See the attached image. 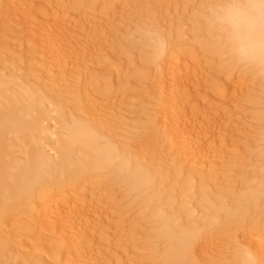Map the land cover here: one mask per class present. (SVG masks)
<instances>
[{
  "label": "rangeland",
  "instance_id": "1",
  "mask_svg": "<svg viewBox=\"0 0 264 264\" xmlns=\"http://www.w3.org/2000/svg\"><path fill=\"white\" fill-rule=\"evenodd\" d=\"M5 1L7 2V0H5ZM5 1L3 2V0H1V2H0V6L1 5L3 6V7L1 6L3 9L0 7V48H2L1 45L4 42H10V43H7V45L9 44L11 46V44L13 43L12 46H11V48L14 46L13 48H15V50L8 48V50H12L14 52V53H12L13 55H11V53H6L8 55L9 54L11 55L8 58H7L8 55L6 56L4 50L3 51H0V53L1 52H2V54L4 53L3 55L0 54V75H1L0 76V82L3 81L4 86L7 87V88L6 87H1V86H3V83H0V85H1L0 86L1 93L4 92L6 94V93H8V91H10L9 93H11L12 92L11 89L13 90V92H15V90L17 89L16 91H18V94H20V93H23L24 92V91H22V92L19 91L20 85L22 83L23 84L24 83L25 84H29V85H33L34 84L31 87H34L35 88V86H37V88H39V90L41 89L40 91L42 93H44V95L47 94V97L51 94L50 97H52V99L54 100L55 99V96H56V99L54 101L52 100V102L54 104H57L58 103L57 105L60 106L58 109H60V108L61 109H60V111L58 109H56V111L57 110L58 111L55 112V115L54 116H58L57 115L58 112H60L59 115L65 114L66 115V118L68 116L67 119L69 121L70 120L71 121H77L82 126L83 130L86 131V134L89 135V136H93V137H97L98 136V133H100L99 132L100 131V126L102 124L100 123V120L99 119H101V117H103V115H105L103 113L104 112L105 113H109L112 110V108L115 109L116 110L115 113H118V114L116 115L117 119L115 117L113 118L112 117L113 115H111V117L116 121V123H114L115 121L110 117L111 118L110 119L111 120L110 125L113 127L112 130H111V132H113V134L115 133L114 136H117L118 133L123 132V133H120L119 135L121 136V134H122V136L124 135V138H130L127 141L124 140V142H125L124 144L126 146L125 145H122L123 142L120 145H122L123 147L125 146L124 148H127L128 149V150L126 149V151H128V154L130 153L128 156L131 159H133V160H136L137 158H135L134 156H132V153L133 152H129V149L131 151H133V149H131V145H130V144H132V142H133L132 140L134 138V133L131 132V131L134 130L132 124H135L136 123L135 124V127H136L137 124H138L137 122L141 120V117H143V116H144L143 118L146 117L145 118V125H147V127L146 126L144 127V130L142 131L144 133V135H143V137L141 135V137L143 138V141L144 142L147 141V142H145L144 145H146L148 148H150L151 151H150V149L147 150V147L144 146L145 148L141 151V154H143L144 156H146V154L148 153L147 154V157H150L151 159L144 158V159H146L145 162H144L146 164V166L144 165L143 162L140 163V164L138 163L137 165H141L142 164V166H145V167H142V168L145 169L144 171H146L145 174H148L147 173L148 171L150 173H152L153 168H154L153 174L155 175L157 173V175H155L153 177L154 178V181H153V184L154 185L152 184L153 187L152 186H149L150 188L149 187L148 188L144 187V188H141V189H138V190H134V191H132V190L130 191V190L126 189V191H125L124 189L127 186H123L124 184L121 183L122 181H119L121 179V177H118V174L116 172L114 173V171H116V168L114 167L115 170L114 169L107 170L105 172V175L108 172L107 175H109V176L111 175L110 180H111L112 176L114 177V180L112 178V181L113 182L109 183L111 185V187H114V189L111 188L112 190H110V197H109L110 199L109 200H111V201L109 203L110 205L108 204L110 207H108V205L107 206L104 205L105 208L104 207L103 208L104 209H106V208H108V209L115 208V210H113V212H114L113 213V216H110V217H107L106 215L101 214V216H99V218H98V219H100L99 221L96 219V215H92V216L89 217L86 214H84V210H87L88 211V209H90L89 206L91 207L94 204H93V202L91 203L90 199H87V198L84 199V197L81 198L82 197L81 194H82L83 191H86L85 192L86 195L89 194L90 191H88V190L92 189L94 186L91 187V188L89 186L88 190H85L84 189L85 186L87 184L88 185L89 184H92L93 182L90 180V181H88L89 183H87L86 185H84L83 180H82V177H80L83 174L81 175L80 173L79 174L78 173H75L74 175L72 174L73 176L72 175L69 176L70 177L69 178L70 179L69 181L67 180L68 178H66L67 176H65L66 179H65L64 182L66 184V181H68V183H67L68 185H66V188L65 189H64L65 186L62 189V185H61L60 188L62 190H59L58 191L59 192L58 197H55L56 199H54V203L55 204L58 203L57 205H58V208H59L58 209V212L56 211L57 212V216L51 217L50 214H49L50 216L49 215L48 216H44L43 217V222L41 221V224L38 225L37 227H35V228L34 227L33 228L32 227H27V228L24 227L26 229H24L22 227L23 226V221L26 220V217L23 214L26 213V209L29 208L28 205H30V207H31V208H29L28 211L31 214H33V209H34V207L36 206L37 203L35 201H34L35 203L34 202H30L31 204L29 203L26 206V204L23 202L22 204H20V206L18 205V207H19L18 209H20V211L19 210L18 211H19V214L21 215V216L19 215V218H20V220L22 219V221H21L22 224L20 223V221L19 222H16V225L15 226H16L17 229L15 228V230H13L14 229V226L11 227L12 230L11 229L10 230L11 231H14L13 232L14 233L13 237L15 238L12 241H14V243L16 242L15 244L13 243L15 246H17L16 244L18 243L19 245L20 244H23V245H21L22 248H25L23 246H26L27 247V245H29L30 247H34V248H37V249H40L41 251H43L44 255H46V256H44L42 253L35 254V255H37L36 256L37 258L36 257L35 258L36 259H39L38 262L36 261V263H38V264H63V263L64 264H69V263L71 264L72 263L73 264L74 262H68V260L71 261L72 251H70V250H73V249L71 247H69L70 246V242L67 240V237L69 238L70 236L73 235V237L75 238L74 241L76 242L75 245L77 246L76 247L74 245V250L77 249V248L79 249L78 251L75 250V253H79V251L81 253L82 252V249L83 250L84 249L87 250V247H88V249L90 250V251H88V254H90V253L93 254V255H96L97 254L98 260L100 262L98 264H150L149 262H151V261H153V264H154V262H155L154 261V258L151 261H148V262H147V260H150V258L152 256L154 257V256L158 255V252L160 253L161 250L166 247V246H164V247H162V246H163V244L166 245V243H168V240H166L167 238H169V236L166 237V233H168L167 232L168 231V226L170 224H172L173 225V228H175L176 227V222L179 221V218H178V219H176L177 220L176 222L172 223V221H167V217H164V215L168 216V214L170 213L169 211H167L168 209L171 210L170 206L172 208H174L172 205H170L169 207L167 206L166 208H168V209H165V208L161 209L160 208L161 207V205H160L161 203H159V201H158V200H160L159 198H161L163 196L164 198L167 199V196L171 193V192H169V190L167 189V187L171 188L170 191H173L174 190L173 185L176 186L177 183H178V185L176 187L179 190H175V193L177 194L178 192H181L182 193V191H185V192H183V194L178 193L179 196L176 195L178 197L177 198L178 200H179V198L182 199V196L185 197V200H183L184 198L182 199V201H181V199L179 200L181 202L176 201V203H178V204L180 203L179 205H181V203H182L181 206L183 208L182 207L180 208V206L178 207L177 204L175 206L176 213H177V215L179 214L178 217H181L180 218V221H182V222L180 224H183L182 226L184 228L190 227L191 226L190 224L193 221H194L193 222V225H194V223H197L198 220H199L198 217L200 215H198V214L202 210L198 212V209L199 210L201 209V206H199L201 203H199L200 200L197 197L199 196L200 191H204L205 190L206 193L208 192V194L210 195L208 198L211 197L212 199L214 198V194L215 195L218 194L217 196H219V194H220V196H221L222 193L228 194L229 192L226 193V191H229V190H231V192L233 190H238V191L240 190L241 191V194L242 193H246L247 192L246 190H248V196H249V193H250V191H249L250 190V186H249L250 184H249V182L251 183L253 180L255 181V178H257V173H258L257 168L260 167V165H262V163H264L263 161L262 162L257 161L258 159L259 160H261V159L257 156V154L255 152L251 151L253 149L254 145H255V144H253V142L255 143V141H253V140L254 139H257L258 138L257 136L259 134L262 135L264 133L259 128V127H262V129L264 128V125H263L264 124V120H262V119H264V116H263L264 113L262 114V111L264 112V110H263L264 109V95H263L264 94V82H263L264 81V75L263 76L262 75L259 76V74H257L258 72L255 73L256 71L253 70L254 71V74L255 75L257 74L256 76H253L254 75L253 74V71L249 67L244 68L241 65H238L236 67L237 64H235V66L233 67L234 63L231 60H229L228 56H226V53H221L222 55L219 54L221 51L219 49L212 48V46H213L212 43L211 44H208V42H206V41L203 44L202 43L200 44V42L197 43L196 41H195L196 43H194L193 33L191 32L193 29H192V27H191L190 24H189L190 26L187 25L186 18L184 17V12L183 11L184 10H185V12L187 11L188 14H190V11L192 13L194 11H198V9H197V8H199L198 7V3H199L198 0H191L192 2L190 0H160V1L155 0V1H152L151 3L157 2L159 6L157 5V3L155 5L156 7L153 5V7L150 9L152 12L149 10L150 12L148 11L147 14L144 15V17H145L146 15L148 16L149 14H151L150 18H149V16L148 17L147 16L145 17L146 20H145L144 17H142L140 19H137L138 16L136 18V14L135 13H134L135 15L132 14L134 11H132V13H131L132 16H130V17H129L130 13H128V14L127 13H124L125 15H123V13L121 12L122 13L121 14L120 13L121 8L123 9L125 7V5L123 4V2L125 3V1H123V0H68V1H70V2H68V4H70L72 2L71 3V6L76 4L74 6L75 7V11H73L74 9H71L72 8L71 6L68 7V8L71 7L70 8L71 11H69V12L72 13V11H73V16H76L75 18H83V15L85 16L86 14H88V12L90 10H92L91 14L94 13V15H96V17L99 16L98 18H101L102 20L104 19L102 22H100V23H102L101 25L94 23L93 26H92L91 25L92 23H90V22H89L90 25H89V23H87V24L85 23V25L82 24L83 26L80 25V26H82V28L80 27V30L79 29H77V30L80 31L81 34H82V30L85 32L86 29L87 30L89 29V28H87L89 26H90V29L93 27L92 29H94V30L97 29V28H99L96 31H93V30H90V29H89L90 31L89 30L88 31L86 30L88 32V34L86 32H85L86 34L83 32L85 36H90L89 39H91L93 37V35H95V32H97L99 34V37L102 35V33L103 34L107 33V31H109V27H111V29L113 28L111 25L114 26V24H115V26L116 25L117 26L118 25L119 26H122V27H120L121 28V33L117 37L118 42L120 41L119 44H121V46H118V44H117V45H114V46H112V45H110L109 47L107 46L108 47L107 49H106V47L102 48L103 47V45H102L103 43H101L98 39H96V40H94V43H95V41L96 42L99 41L101 44L99 43V44H97V46H95V48H97L98 50L97 51L93 50V52H92L93 55L90 54V53H87L89 51L88 49H90V46H91V43L90 42H89L90 44L89 43L88 44L87 43H84V45L82 47H79L78 46V48L75 47L76 49L75 48L73 49L72 48L73 46L71 45V41H70L71 38H69V36H66V38H64L62 40L60 39L61 34L62 35H65L66 34V31L69 29V22H70V21L68 22V18L67 17H64L63 16V15L67 16V12H65L63 10V8H62L63 6L61 5V2L63 0H60V1L59 0H36L35 13L37 14V18L39 20H41L40 19L41 18L40 17L41 16V11H43L45 9L52 8L53 5L54 6L58 5V7L57 6L56 7L59 9V10L58 9H55L56 11H55L54 14H52L51 19H50L51 20L50 24L52 25L51 26V29H52V32H53V35H52L53 36V40H52V37H51L50 40L52 42L51 41H48V43L50 42L49 47L51 49V55L53 56V57L51 56V61H53L54 63L52 62V63L47 64V65H42L43 67L46 66V68L45 67L44 68H41L42 66H40V63H38V57H39V54L38 53L40 52V50H39V48H40V42H38V39L35 37V33H33V32L30 33L29 31L26 32L25 27H22L21 24H18L19 21H20L19 20V17L15 18L16 16H18V15H15L17 13H15V11H12L11 10L12 8L10 7V5H7V3ZM73 1H75V2H73ZM141 1L142 2L140 4L142 5V4L146 3L148 0L147 1L146 0H141ZM193 1H195V2H193ZM205 1L206 0H204V2ZM212 1L213 0H210V2H212ZM63 2H66L67 3V0H64ZM79 2H81L82 4L80 3V5H77ZM135 3L136 2L132 3V5L135 4ZM205 3H207V2H205ZM205 3H204L205 7L207 5H209L208 4L209 2L207 4H205ZM3 4L4 5H7L9 8L7 6H5V8L6 9L8 8L13 13H11L9 10H6L4 8V5ZM185 4H186L187 7L185 6ZM139 7H141V6L138 5V8H135L136 10L134 9L135 12L137 11V9L140 10ZM183 7L184 8H187V9H181ZM162 8H163L164 12H163ZM172 8H173V10H172ZM192 8H193V10H192ZM207 8H211V6L209 5V7H207ZM84 9H85L86 12L83 11ZM87 9H88V11H87ZM166 9H168V10L171 9V10H169V12H168V10L166 11ZM179 9H181L180 10L181 13H182L181 14L182 15L181 17H180V14H179V12H180ZM174 11L175 12L177 11V12L174 13ZM205 12H207V11H205ZM136 13H138V11ZM192 13L190 14V16L192 15ZM178 14H179V16H178ZM126 15H127V17H126ZM168 15H169V17H168ZM175 15H177L178 18H182V19H179L178 20L177 19V16H175ZM167 18H168L169 21H170V19H174V20L170 21V22H172L171 23L172 24L171 27L168 24L170 22L167 20ZM12 19H14V20L15 19L16 20L18 19L19 21L17 22L16 20L14 21ZM110 19L111 20L113 19V20L111 21ZM117 19H118V21H116ZM147 19L149 21L150 20L151 21L149 22V21H147ZM13 21H14V23H13ZM156 21H159V23L156 22ZM121 22H122V24H121ZM141 22H144L145 24H143ZM139 23H141V24H139ZM148 23H149V25H147ZM95 24H96V26H95ZM183 24H185V25H183ZM151 25H154L153 26L154 28ZM85 26H86V28H85ZM107 26H109V27H107ZM141 26H142V28H141ZM100 27H101L102 30L100 29ZM21 28L24 29L23 31L26 32V33L21 32L22 31ZM155 28H158V30L155 29ZM111 29H110V31H111ZM178 29L179 30L181 29V30L179 31ZM153 30H154V32H153ZM156 30H157V32H156ZM170 30H171V32H170ZM176 30L179 31V32L177 33ZM184 30H186V31H184ZM78 31L76 33H80ZM103 31H105V33ZM89 32H90V34L92 36L89 35ZM165 32H167V33H165ZM108 33H110V32H108ZM147 33L148 34L150 33V34L148 35ZM155 34L158 35V37L160 36V38H162V40H160V38H158V40H156L157 42L161 41V43H162L164 41L165 44H166V46L168 44H170V45H168L169 46V49H168V55H167V59H168L169 62L175 63V62H177V60L179 61V60L182 59L181 61H183V64L185 63L186 65L189 66V68H188V66L187 67H183V71H182L183 73L187 69H190V68L192 69L193 68V64L194 65H197L198 64L200 68L201 67L203 68V71H206L205 74L204 73H201L198 76L204 82L203 83L201 81L204 86L202 85L203 90L200 93L202 94V96H203L204 99H207L208 100L206 102H210L212 100V102L213 101L214 102L213 103H210V104H215V105H216V103L218 104L219 103V100H214V99L217 98L215 96H217L221 92L222 89L225 92H227V94H228V92H230V89L232 90V87L234 85L241 84L240 85L241 86V90L239 92V93H241V94H239V97L241 95V98H238V100H237V102H235L234 106H232L233 104L230 105V110H229L230 113H228V112L225 113L226 110L223 109L225 107L224 104L226 102H227L226 104H228V102H229V98L227 96L226 98H224V100L222 99L223 102L221 101L220 102L221 104L220 103L218 104L219 106L216 105L218 107V109L220 108L219 111L216 110L217 107H215V105L214 106L213 105H211V106L209 105L210 106V110L212 111V109L214 107V109H213L214 112H215V110L218 111L219 113L217 115L220 114L221 117H218V120H216L215 123H211V124L208 123L209 125H206L205 124V126L203 125L205 128L203 127L204 130L202 129V131H198L199 134L197 132L195 134H193V133L192 134H189V136H190L189 139L191 140V144L188 143V145L186 147V148H188L187 150H189V149L190 150H193L194 148H196L194 150H197V149L198 150L196 152L194 151V153L195 154L197 153V155H198V153H201L202 152L201 150H204V153H205L204 154V160H203V157L201 158V157H198V156H195L196 158L194 159V160H197L199 162L201 161L199 164L202 165L203 168L201 169V167H199V166L198 167L200 168L201 172H203V173H199L200 172L199 170L196 171V172H198L197 174H196V172H193L192 169H193V166L194 165L192 164V161H190V159L187 158L188 160L186 161V166H188V165L189 166L186 167V170H185L186 173L183 172V176H182L183 177V180H181L182 177H179L180 179L177 177V176H179V173H178V171L177 172L175 171L179 166L177 167V165H176L177 168H173L175 166V164L177 163L176 161H177L178 158L174 157V155H176V154L174 153L175 152L174 151V148H171V146H173V145H171V142H172L171 141V138H170V141H169V139H168L169 136L167 134H165V135L162 136L164 138L161 137V138L157 139V141H156L155 140L156 138H155L154 135H151L150 136V134H152V131H153V133H155L154 132L155 131V125L159 121V119H158L159 118L158 117L159 115H157L158 110H160V111L162 110V105L158 109L155 108V107H154L155 108L154 109L151 106L150 100L148 98L149 97L148 95L152 91L151 88H150V86H151V84L153 82V79H155V78H152V76H151L152 73H153V71L152 72H150V71L151 70H154V65L151 64V62H150L151 60H150V57H149V56H151L149 54L150 53L149 52L150 51L149 48L151 47V44L150 43H152L151 40L153 38H156L157 39V37L154 36ZM78 35H80V34H78ZM147 35H148V38H146ZM7 36L8 37L11 36L9 38V41H8V39H7V41L6 40L4 41V39H6ZM151 37H152V39H151ZM140 38H141V40H140ZM89 39H87V40H89ZM137 39L139 40V42H138ZM154 40L155 39H153V42H154ZM142 41L144 42V45H143V42ZM145 41L148 42L147 43L148 45L146 44ZM128 43H130V44H128ZM156 43L154 42V45ZM132 44H134V45H132ZM4 45L7 46L6 44H3L2 46L4 47ZM92 45H94V44L92 43ZM185 45H186V48H183V46H185ZM124 46H125V48H124ZM188 46L191 47L192 49L189 48ZM206 46H208V47L211 46V47L208 48ZM213 47H215V46H213ZM54 50H55V52H54ZM17 51H20V52L17 53ZM81 52H83V53H81ZM169 52H170V54H169ZM215 52H217V53L219 52V53L218 54L216 53L217 54L216 55V54H214ZM15 53H17V54L14 55ZM20 54L22 56L21 57L22 60L18 61L20 59ZM88 55H90V56H88ZM13 56H16L17 58H13ZM18 56H19V59H18ZM86 56H88L89 59ZM221 56H222V58H221ZM3 57H5V58H3ZM10 57L16 60L15 61V60L12 59L13 61H15V65L14 64H11V61L12 60L9 62V64L7 63V59H9ZM222 60H224L223 61V64H222ZM227 60H229L230 62L228 63ZM13 61H12V63H14ZM230 63H231V65H230ZM10 64H11V66H10ZM148 64H149V67H148ZM7 65L9 67H7ZM36 67L39 68L40 71H41V69L43 71V72L41 71L40 74L37 73L39 75V78H38L37 74L35 73V71L37 70ZM240 67H242L243 69L240 68ZM185 68H187V69L184 70ZM34 69H36V70L34 71ZM249 69L251 71H249ZM53 70L54 71L57 70V71L56 72H52ZM58 70H59V73L61 75L58 73ZM228 71H230V72H228ZM13 72H14V75H13ZM31 72H33V73H31ZM36 72H39V71H36ZM186 72L189 73L188 71H186ZM11 73H12L13 76L11 75ZM54 73H56V74H54ZM57 73L59 74L58 75L59 78H61L59 81H62V82H60L61 83V85H59L60 87L59 86L54 87L53 86V83H52V81H54L53 79H55V76H53V75H56L57 76ZM77 74H79V75H77ZM74 75L78 76V78L81 77V80H84L83 83L86 82V84H87V88H88L89 92H88L87 97L85 99V103H84V101H80V103H79L78 99H76L77 98V93H78L77 91H79V88L77 87V85H78L77 83L78 82H76L78 80L75 79L76 76H74ZM17 76H19V77H17ZM6 77H8V80L10 82L7 80ZM27 77H28V79H27ZM23 79H26V80H23ZM204 79H205V81H204ZM148 80H150V82H148ZM261 80H262V82H261ZM5 83H6V85H5ZM108 83L109 84L111 83L110 85H112V84L113 85L112 86H109ZM153 83H155V82H153ZM44 85H46V86H44ZM51 85H52L53 88L51 87ZM106 85H108L109 88ZM223 85H224V87H223ZM48 87H49V89H48ZM213 87H215V88H213ZM246 87H248V88H246ZM262 89H263V91H262ZM5 90H7V92ZM55 90H58V91H56V93H54L53 91H55ZM254 92H256V93H254ZM4 93H2V94H4ZM42 93H40V95H39V97H41V98H42V95H43ZM107 94H109V95H107ZM111 94H113V95H111ZM251 94H252V97H250ZM257 94H260V97ZM57 95L59 96L60 103H59V100H57L58 99L57 98ZM111 96L113 97V99H115L114 102H113V99L112 98H109ZM0 98H1V95H0ZM108 98H109V100H108ZM110 99H112V100H110ZM33 100L35 101V99H26L25 102H24V100H22V101L24 103H28L27 101L32 102ZM63 100H64V102H63ZM75 100H77L78 102L75 101ZM94 100H96L97 102L94 101ZM255 100H256V102H255ZM259 100H261V103H262L260 106H259V104H257L259 102ZM56 101H58V102H56ZM110 101L112 102V104H111ZM0 102H1V100H0ZM92 102L94 103V105H93ZM46 103L48 104V102H46ZM46 103L44 104V106L47 107ZM63 103H64V105H63ZM67 103H69L68 106H67ZM89 104H92V105L89 106ZM113 104L115 105V108H114V106H112ZM207 104H209V103H206L205 105H207ZM77 105H78V107H77ZM61 106H63V107H61ZM209 106L207 105L206 107H209ZM87 107H90L91 110L90 111L85 110V108H87ZM118 107H120L121 109L118 108ZM55 108H57V106H55ZM72 109H73V111H72ZM118 109L120 110V112H119ZM222 109L225 112H223ZM255 109L256 110H261V111L259 112V111H256ZM66 110H68V111H66ZM74 111H75V113H74ZM86 111L88 112V114H87ZM79 112H80V114H79ZM89 112H91V113L93 112V113L91 114ZM224 113H225V116H224ZM83 114L85 115V117H82V116H84ZM89 114H91L92 116H90ZM93 114H94V116H93ZM88 115L91 117V119H90L91 122L88 121L89 124L86 122L87 120H84V118L85 119H87V118L89 119L90 118ZM109 115H110V113H109ZM54 118L55 117H53V120H54ZM78 118L81 120L80 122H79ZM123 118H125V120ZM208 118H211V117L208 116L207 119ZM122 119L124 121H122ZM192 119H194V118H192ZM207 119H206V121H207ZM53 120H51L49 123L46 124V126H49L50 127L49 132L56 133V135H57V133L58 134L59 133L61 134L62 131H61L60 125L57 124V122H55ZM82 120L84 122H82ZM110 120H109V122H110ZM257 120H258L259 124H258V122H256ZM208 121H209V119H208ZM118 122H121V123L119 124ZM146 122L149 123V124H147ZM155 122H157V123H155ZM85 123H87V124H85ZM124 123H128V124L126 125ZM150 123H151V125H150ZM152 123H155V125L152 124ZM260 124H262V125H260ZM54 125H56V126H54ZM87 125H88V127H87ZM89 125H90V127H89ZM148 125H149V127H148ZM117 126H118V128H117ZM151 126L154 128V130L152 129V131H149L151 129ZM87 128H93V129L90 130V129H87ZM126 128H127V130H126ZM145 130H147L148 132H145ZM95 131H97L98 133L96 134ZM256 131H258V132H256ZM35 132L36 131H34V133H33L34 135L31 134V135H33V137H35L34 140H33V137L31 138L32 141H34V142H32L34 144H30L31 141H29V140L26 141V143H25V141L22 142L23 140H21V138H22L21 135H18L16 133H9L10 135L12 134L11 136H9V134H6V138H8V140L5 138L6 142L10 141V142L6 143V146L9 144L7 146V152H8V150H9V152L14 151V155H13V152H12V156H15L16 153L18 154V153L23 152L26 149V147H28L29 145H30V147H34L35 146V143L36 144L37 143L39 144V140H37V139H38V137H43L42 136L43 133L40 134L39 132H36V134H35ZM116 132H117V135H116ZM207 132H209V133H207ZM132 133H133V135H132ZM143 133H141V134H143ZM129 134H131V135H129ZM252 134L255 135V136H253ZM35 135H37V136H35ZM43 135L45 137V138L43 137V139L46 140V141L47 140H49V141L50 140L51 141L54 140V142H53L54 144H52L51 141H50V143H49V141H47V145L49 144L48 145L49 148H50V144H51V147H53V148H55V147L57 148L58 147L57 145L59 143H58V138L56 136L55 137H52V139H49V138H51L50 135H49V133L48 134L47 133H44ZM137 135L138 136L140 135L139 132L137 133ZM111 136L113 138L112 133H111ZM131 136H133V137H131ZM152 136H154V137H152ZM11 137H12V140H11ZM17 137H18V139H20V141L18 140L19 141L18 143L16 142V138ZM30 137H29V139H30ZM151 138H153V139H151ZM39 139L41 140V138H39ZM148 140L151 143L149 142V144H148ZM151 140L152 141L155 140L156 142L153 141L154 144H152L153 142ZM158 140L160 142H158ZM194 140H195V142H193ZM197 140H199V141H197ZM56 141H57V143H56ZM128 141H130L131 143H129ZM127 142L129 143L130 146L128 145ZM10 143H12V144L14 143V145H12ZM15 143H17V144H15ZM26 144H28V146H26ZM156 144H158V145H156ZM154 145H156V147ZM191 145H193V146H191ZM13 146L14 147H18L19 146V148H16V150L15 149L13 150L12 149ZM24 146H26L25 149H23ZM122 146H120V147L122 148ZM149 146H152L155 149L153 148V150H152V147H149ZM8 147H10V148L8 149ZM48 147L46 149L48 151H50L51 149H48ZM192 147H193V149H192ZM78 149H79V151H78ZM247 149L249 150L248 152H247ZM154 150H158V151H156V153H157L158 156L156 155V153H155ZM76 151L78 152L77 155H79V153L81 152L79 147L76 148ZM149 151H150V153H149ZM24 152L17 155V159L18 160H20V158H22L23 161L26 159V153H24ZM50 152H53V150H51ZM251 152H253L252 153L253 155L251 154ZM151 153H154L156 156H152L154 154L148 156ZM247 153H250V154H247ZM53 154H54V152H53ZM254 154H256L257 157ZM162 155H164V156L161 157ZM10 156H11V153H10L9 157ZM18 156H20V158ZM151 156L153 158L154 157H157V158H154L153 159ZM9 157L7 158V160L10 162V164L12 166H16L15 164H17L18 161L12 160L13 163H11L12 161L9 160ZM53 157H54V160H55L56 159L55 158L56 155H54ZM74 157H76V156H74ZM77 157H79V159H81L80 156H77ZM164 157L166 159L169 158V160L168 159L166 160ZM11 158H13V157H11ZM174 158L176 159V161H175ZM247 158H248V160H247ZM17 159H15V160H17ZM56 160H58V163H57V161L56 162L54 161L52 164H56L57 163V165L59 164L60 167H62L60 160L58 158ZM74 160H76V158H74ZM170 160L173 163L172 162H169ZM20 162H19V164H20ZM241 162H244V163H241ZM22 163L24 165V162H22ZM170 163H172L173 165L170 164ZM190 163H191V165H190ZM242 165H244L245 168H244V166L242 167ZM9 167L10 166H8V168L6 170V179L7 180H9L8 178L11 177V174L12 173H10V172L14 171L13 169H11ZM147 167H149V168L151 167L150 170ZM198 167H196L195 169H198ZM142 168H141V170H139L140 171L139 175L142 174V172H141V171H143ZM187 168H190V169L192 168V169L191 170L190 169L187 170ZM210 169H211V172H210ZM188 171L191 172V173L192 172L194 173V175H191L193 177L190 176L191 173H189ZM109 172H111V173H109ZM175 172L178 173V175L175 174ZM204 173H205V175H204ZM153 174H151V175H153ZM184 174H185V177H184ZM107 175L105 177H103V183L105 181L109 180L108 179L109 176H107ZM122 175L124 177L126 174L124 173ZM241 175L243 177H241ZM254 175H256V176H254ZM85 176H86V174L84 173L83 179H84ZM160 176H162L163 178L160 177ZM180 176H181V174H180ZM158 177H159V179H158ZM187 177L189 179H187ZM129 178H131V177H129ZM115 179H118L117 180L118 182ZM174 179H175V182H176L177 179H179L176 184L173 182ZM158 180H160V181L162 180L163 181V182L161 181L162 185H160L161 183ZM191 180H192L193 184H192ZM207 180H208V182H207ZM114 181H115V183H114ZM156 181L159 182V184H156L157 183ZM167 181L170 182L169 184H171V185L167 184L168 183ZM116 182H117V186H116ZM119 182H120V184H119ZM256 182H257V180H256ZM69 183L71 184V186L67 189V187L69 186ZM112 183H114V184H112ZM180 183H181V185L183 183V185L180 186ZM255 183H253V184H255ZM65 184H63V185H65ZM105 184H106V182L104 183V185ZM163 184H165V185H163ZM112 185H115V186H112ZM120 185H122V186H120ZM193 185H194V187H193ZM247 185L249 186V188H248ZM157 186L158 187L160 186V187L157 188ZM245 186H247L248 189H245L246 188ZM179 187H181V188H179ZM203 188H204V190H203ZM152 189H154V191ZM213 189H215V190H213ZM52 190H54L53 187H52ZM158 190H161L160 192H162V193H160V192L157 193ZM191 190H192V192H191ZM243 190H245V191L243 192ZM111 191L112 192L114 191V192L112 193ZM141 191H142L143 194L141 193ZM165 191H166V194L163 195V193H165ZM167 191H168V195H167ZM220 191H222V193ZM139 192H140V194H138ZM193 192H194V194H193ZM154 193H155V200H153L154 199V197H153L154 196ZM212 193H214V194H212ZM161 194H162V196L158 198L157 195H161ZM186 194H188V195L191 194V196L194 198V200H195V198H197V199L194 201L193 198H191L189 196L191 198L190 199L189 197H187L188 195H186ZM195 194H198V196H196ZM194 195L196 197H194ZM223 196H225V195H223ZM245 196L248 198V196L246 194H243L241 196V198L242 197H245ZM163 197L161 198V200H163ZM246 197H245L246 200H250L251 199V198H248L247 199ZM151 198H152V200H151ZM199 198H200V196H199ZM82 199H84V200H82ZM113 200H114V202H113ZM156 200L158 201L160 207H158V205H157L158 203H157ZM167 200H165V201H167ZM186 200L188 202L189 201H191V202L187 203ZM242 200H244V198ZM87 202H88V205L90 204L89 206H86ZM227 202H226L227 205H229V202H230V205H231V200L230 201L227 200ZM143 203H145L146 205H143ZM166 203H169V200ZM24 204H25V206H24ZM124 204H125V206H124ZM170 204H171V202H170ZM112 205H114L115 207L114 206L112 207ZM167 205H169V204H167ZM194 206H195V208H194ZM121 207H122V209H121ZM24 208H26V209H24ZM96 208H97V206H96ZM118 209L119 210L121 209V211H123V210L124 211L121 213V211H119ZM189 209H192V210L194 209L193 212L196 215H194L193 212L192 213L190 212L188 214L187 212H189V211H187V210H189ZM217 209H218L217 206L213 208L214 211L217 210ZM97 210H98L97 211V213H98V212L101 211V208H97ZM180 210H182V211H180ZM195 210L197 212H195ZM118 211H119V213H118ZM177 211H179V212H177ZM153 213H155L157 216H155V214H153ZM158 214H160V215H158ZM190 214H192L193 216L190 215ZM151 215H153L154 217L151 216ZM22 216H23V218H22ZM187 216H190V217H187ZM202 217L203 216L201 215L200 218L203 220ZM188 218H190V219H188ZM161 219H163V221L166 220V222H163ZM202 220H200V221L203 222ZM236 220H240V219L239 218L238 219L236 218ZM7 221L8 220H5L4 223H6ZM121 221H124V223H126V222L127 223L124 224V226H120L121 228L120 227H117L116 225L119 224ZM173 221H175V220H173ZM184 221H186L187 223H190L191 221L192 222L190 224H185L186 222H184ZM234 221L231 220L229 222L230 224L229 223H227V224L225 223L228 226H224L223 225V227L222 226H217L213 222H212L213 226L211 225V222H208V224H210V225H204V228H203V230H202L201 233H202V235L204 234L202 236V238L204 237V239H202V242L204 244L203 248H204L205 252H203V257H200L201 261L202 262L204 261L203 264H206L207 262H209V260L216 261V259H219V257L214 258L215 260H213L211 258V257H213V255L215 254V252H216L217 249L219 250V251H217V253L219 252V254H217V256H220V260H221V258H224V257L227 259L226 255L223 253V250H222V248L224 247V245L225 244L227 245V243H226L228 241L227 239H233V238L236 239V237H238L237 239H239V237L241 236V234H243V231L240 232L239 230H242V229L244 230L246 228V226H247L246 230H250V227L251 226H254L253 223L255 224V222H253L252 225H251V223H250V225L247 224L245 226V228H244V226H242V225H245V224H243L242 222L240 223V221L239 222H237V221L234 222ZM101 222H102V224L105 222V224H107L109 227L102 229L101 225L99 227V224H101ZM162 223H163V225H161ZM2 224H1V226H4L5 225V224L4 225H2ZM8 224L10 225L9 222H8ZM143 224H150V225L147 226V231L144 234H140L139 232L141 230H140L139 227L142 226ZM9 225L6 224V226H9ZM128 225H130L132 228L135 227L133 229V231H135V236H136V237L134 236L135 238L129 239L130 235L128 236V234H129L130 231L129 232L127 231V233H126V231L125 232L123 231L124 228L129 227ZM160 225L163 226L161 229L159 228ZM1 226H0V234H2V233L4 234L5 231H3V230H6V228H7L6 232L9 230L8 227L5 226V228H4V227H1ZM171 227L172 226H169V228H171ZM183 227H181V230H182ZM207 227H209V228H207ZM164 228H166V230ZM184 228H183V230H185ZM27 229H30V231L29 230L27 231ZM60 229H61L62 234H61V232H59ZM64 229L67 230L66 233L63 231ZM120 229H121V231H119ZM137 229H139V230H137ZM158 229H159V232L160 233L158 232ZM162 229H164V231H162ZM106 230H108V231H106ZM149 230H151V231L149 232ZM171 230H173V229H169L170 233H171ZM11 231H10V233L12 234ZM230 231H232V232H230ZM151 232H152V234H149ZM244 232H245V230H244ZM248 232L250 233L249 236H251V231H248ZM252 232L255 233L256 231L253 230ZM63 233H65L67 235V237H65L66 235L63 234ZM70 233H72V234H70ZM170 233H168V235H170ZM137 234H139V235H137ZM61 235L62 236L64 235L63 238H61ZM125 235H127L128 237L125 236ZM157 235L160 238H157L156 237ZM139 236H141V237H139ZM19 237H20V239H19ZM51 237H52V239H55L57 237L56 238L57 241L53 240L54 242H52V245L54 244V246H52L50 243H48ZM205 237H206V239H205ZM251 237H253V236H251ZM2 238H3V236H2ZM47 239H49L48 242H46ZM249 239H250V237H248L246 240H243V241L245 243H247L246 241H249ZM251 239H253V238H251ZM126 240H128L127 241V244L128 245L126 244ZM164 240H165V242H164ZM133 241H134V243H133ZM205 242H206V244H205ZM66 243L69 244V245H67ZM118 244H120V245H118ZM131 244H133V245H131ZM215 245L218 246L216 248V250H215V247H216ZM84 246H87V247H84ZM228 246H230V245H228ZM59 247H61L62 249H60ZM52 248H53V250H52ZM54 248L55 249L57 248V249L55 250ZM91 248H93V249H91ZM115 249H118V250H115ZM154 249H156V250H154ZM57 250H58V252H57ZM65 251H66V253H65ZM213 251H215V252L213 253ZM26 252H29L27 248H25L24 253H22V256L20 258H17L16 256L15 257L14 256H9V254H7L8 252L7 253L5 252L6 254L5 253L2 254L3 252L1 253V251H0V254L3 255V257L0 256V264H26V263L27 264H32V263H29V261L27 259L28 253L25 254ZM56 252L58 254L55 255ZM115 252H117V254ZM68 253H70V254H68ZM209 253H211V254H209ZM222 254L225 255V256H223ZM40 256H42V257H40ZM7 257H8V259H7ZM65 257H66V259H65ZM204 258L206 259V261H205ZM226 259H223L221 261H223L225 263ZM85 260H86V262L88 261L87 259H85ZM108 260H109V262H108ZM228 260L229 261H227V262H230L229 264H231L232 263V260H230V259H228ZM6 261H8V262H6ZM221 261L218 262V260H217L215 264H217V263L224 264ZM151 264H152V262H151Z\"/></svg>",
  "mask_w": 264,
  "mask_h": 264
},
{
  "label": "bare ground",
  "instance_id": "2",
  "mask_svg": "<svg viewBox=\"0 0 264 264\" xmlns=\"http://www.w3.org/2000/svg\"><path fill=\"white\" fill-rule=\"evenodd\" d=\"M5 0H3V2H4ZM60 1V0H59ZM64 1V0H63ZM61 2V5L63 6L62 8H63V10L65 11V12H67V16H65V15H63L64 17H67L68 18V22H69V29L66 31V34L65 35H62L61 34V37H60V39L62 40V39H64V38H66V36H69V38H71V45L73 46H71L73 49L76 47V48H78V46L79 47H82L83 45H84V43H91V46H90V49H88L89 51L87 52V53H90V54H92V52H93V50H95V51H97L98 49L97 48H95V46H97V44H99L100 42L101 43H103L102 45H103V47L102 48H104V47H106V49L110 46V45H112V46H114V45H117L118 44V46H121V44H119L120 43V41L118 42V39H117V37H118V35H120V33H121V28L120 27H122V26H115V24H114V26L113 25H111L113 28L111 29V27H109V26H107V27H109V31H107V33H105V31H103L105 34H103L102 33V35L99 37V34L97 33V32H95V35H93V37L91 38V39H89V37L90 36H85L84 35V33L86 32L87 34H88V30L90 29V26L89 27H87V28H89L87 31L85 30V32L82 30V34H81V32L80 31H78L77 29H79L80 30V27L82 28V26L83 25H85V23L87 24V23H92L91 25L93 26V24L94 23H96V24H99V25H101L102 23H100V22H102L103 20L101 19V18H98V17H96V15H94V13H92L91 14V12H92V10H90L89 12H88V14H86L85 16L83 15V18H75L76 16H73V11H75V5H72L71 6V3L70 4H68V2H70V1H68L67 0V3L66 2ZM123 1H125V3L123 2V4L125 5V7L122 9L121 8V11H120V13L122 12L123 13V15H125L124 13H130V15H129V17L130 16H132L131 15V13H132V11H134L132 14H136V18H137V16H138V18L137 19H140V18H142V17H144V15L145 14H147V12L153 7V5L155 6L156 5V3L157 2H154V3H151L152 1H155V0H146L147 2L146 3H144V4H140L142 1L141 0H123ZM158 1H160V0H158ZM191 1V0H190ZM199 1V3H198V7L199 8H197L198 9V11H194L193 13L190 11V14L192 13V15L190 16V14H188L187 13V11L185 12V10L183 11L184 12V17L186 18V23H187V25H191V27H192V33H193V40H194V43H198V42H200V44L202 43H204L205 41L206 42H208V44H213V46H215V47H213L212 46V48H214V49H219L221 52L219 53V54H221V53H225L220 47H219V45L217 44V42H216V39H215V37H214V34L212 33V31L210 30V28H209V26H208V23H207V19H208V14H209V11H210V8H207V7H209V5L211 6L212 5V3L214 2V0L212 1V2H210V0L208 1V0H206L205 2H209L208 4L209 5H207L206 7H205V5H204V0H198ZM203 1V2H202ZM0 2H1V0H0ZM2 2V3H3ZM6 2V1H5ZM73 2H75V1H73ZM86 2V1H85ZM120 2V1H119ZM134 2H136L135 4H133L132 5V3H134ZM183 2V1H182ZM192 2V1H191ZM193 2H195V1H193ZM7 5H10V7L12 8H10L12 11H15V13H17V14H15V15H18V16H16L15 18H17V17H19V20L17 19H15L17 22L19 21V23L18 24H21V26L22 27H25V30H26V32H33V33H35V37L38 39V42H40V48H39V50H40V52L38 53L39 54V57H38V63H40V66H42V65H47V64H50V63H52L53 61H51V49H50V47H49V44H50V42L48 43V41H51L50 40V38L52 37V40H53V32H52V29H51V24H50V22H51V16H52V14H54L55 13V9H58L57 7H58V5H56V6H54L53 5V7L52 8H49V9H45V10H43V11H41V20H39L38 18H37V14L35 13V6H36V0H7ZM57 3V2H56ZM77 3V2H76ZM80 3L81 2H79L77 5H80ZM207 3H205V4H207ZM5 4V3H4ZM3 4V5H4ZM82 4V3H81ZM85 4V3H84ZM160 4V3H159ZM167 4V3H166ZM7 5H4V8H5V6H7ZM138 5L139 6H141V7H139V9L140 10H138L137 9V11H138V13H136L135 12V8H138ZM157 5H158V3H157ZM162 5V4H161ZM195 5V4H194ZM2 6V5H1ZM0 6V7H1ZM60 6V5H59ZM69 6H71L70 8L71 9H74L73 11H72V13H70L69 11H71V9L70 8H68ZM159 6V5H158ZM157 6V7H158ZM185 6H186V4H185ZM3 7V6H2ZM1 7V8H2ZM8 7V6H7ZM156 7V6H155ZM154 7V8H155ZM187 7V6H186ZM9 8V7H8ZM6 9V10H9V9ZM87 8V7H86ZM153 8V9H154ZM168 8V7H167ZM178 8V7H177ZM3 9V8H2ZM4 9V10H5ZM70 9V10H69ZM77 9V8H76ZM135 9V10H134ZM181 9H187V8H181ZM181 9H179V11L181 10ZM59 10V9H58ZM57 10V11H58ZM62 10V11H63ZM162 10H163V8H162ZM168 9H166V11H167ZM169 10H171V9H169ZM169 10H168V12H169ZM172 10H173V8H172ZM192 10H193V8H192ZM196 10V9H195ZM10 11V10H9ZM63 11V12H64ZM83 11H85V9L83 10ZM87 11H88V9H87ZM151 11V10H150ZM149 11V12H150ZM178 11V10H177ZM176 11V12H177ZM205 11H207V12H205ZM11 12V11H10ZM86 12V11H85ZM95 12V11H94ZM152 12V11H151ZM155 12V11H154ZM163 12H164V10H163ZM175 11H174V13H176ZM11 13H13V12H11ZM121 13V14H122ZM162 13V12H161ZM173 13V14H174ZM66 14V13H65ZM134 14V15H135ZM154 14V13H153ZM172 14V15H173ZM179 14H180V17L182 16L181 14V11L179 12ZM179 14H178V16H179ZM75 15V14H74ZM92 15V16H91ZM156 15V14H155ZM170 15V14H169ZM169 15H168V17H169ZM94 16V17H93ZM120 16V15H119ZM147 16V15H146ZM145 16V17H146ZM149 16V18H150V16H151V14H149L148 15ZM147 16V17H148ZM175 16H177V15H175ZM178 16H177V19L179 20V19H182V18H178ZM107 17V16H106ZM125 17V16H124ZM126 17H127V15H126ZM134 17V16H133ZM144 17V18H145ZM173 17V16H172ZM9 18V17H8ZM122 18V17H121ZM120 18V19H121ZM132 18V17H131ZM143 18V19H144ZM153 18V17H152ZM151 18V19H152ZM176 18V17H175ZM107 19V18H106ZM119 19V20H120ZM133 19V18H132ZM142 19V20H143ZM170 19V18H169ZM176 19V20H177ZM12 20H14V19H12ZM14 20V21H15ZM111 20V19H110ZM113 20V19H112ZM111 20V21H112ZM115 20V19H114ZM145 20H146V18H145ZM167 20H168V18H167ZM172 20H174V19H170V21H172ZM175 20V21H176ZM10 21V20H9ZM8 21V22H9ZM14 21H13V23H14ZM116 21H118V19L116 20ZM137 21V20H136ZM139 21V20H138ZM147 21H149L148 19H147ZM151 21V20H150ZM149 21V22H150ZM169 21V20H168ZM167 21V22H168ZM169 21V22H170ZM12 22V21H11ZM16 22V23H17ZM123 22V21H122ZM122 22H121V24H122ZM129 22V21H128ZM156 22H158L159 23V21H156ZM163 22V21H162ZM90 23H89V25H90ZM116 23V22H115ZM138 23V22H137ZM136 23V24H137ZM141 23H143V24H145L144 22H141ZM141 23H139V24H141ZM147 23V22H146ZM153 23V22H152ZM151 23V24H152ZM172 22H170V23H168L169 25H170V27H171V24ZM185 23V22H184ZM11 24V23H10ZM83 24V25H82ZM96 24H95V26H96ZM119 24V23H118ZM132 24V23H131ZM156 24V23H155ZM182 24V23H181ZM80 25H82V26H80ZM98 25V26H99ZM104 25V24H103ZM102 25V26H103ZM133 25V24H132ZM147 25H149V23L147 24ZM178 25V24H177ZM180 25V24H179ZM183 25H185V24H183ZM189 25V26H190ZM9 26V25H8ZM65 26V25H64ZM91 26V27H92ZM106 26V25H105ZM152 27L154 26V25H151ZM163 26V25H162ZM19 27V26H18ZM169 27V26H168ZM176 27V26H175ZM181 27V26H180ZM186 27V26H185ZM85 28H86V26H85ZM93 28V27H92ZM90 29V30H93V31H96L97 29H99V28H97V29ZM96 28V27H95ZM141 28H142V26H141ZM154 28V27H153ZM163 28V27H162ZM174 28V27H173ZM177 28V27H176ZM190 28V27H189ZM5 29V28H4ZM11 29V28H10ZM16 29V28H15ZM22 29V28H21ZM67 29V28H66ZM100 29H101V27H100ZM107 29V28H106ZM110 29H111V31H110ZM123 29V28H122ZM145 29V28H144ZM155 29H157L158 30V28H155ZM165 29V28H164ZM187 29V28H186ZM191 29V28H190ZM24 29H22V31L21 32H24L23 31ZM76 30V31H75ZM89 30V31H90ZM102 30V29H101ZM104 30V29H103ZM157 30H156V32H157ZM169 30V29H168ZM179 30V29H178ZM181 30V29H180ZM179 30V31H180ZM75 33H74V32ZM80 32V33H76V32ZM92 31V32H93ZM134 31V30H133ZM177 31V30H176ZM179 31H177V33L179 32ZM184 31H186V30H184ZM183 31V32H184ZM26 32H24V33H26ZM84 32V33H83ZM108 32H110V33H108ZM148 32V31H147ZM153 32H154V30H153ZM170 32H171V30H170ZM85 33V34H86ZM94 33V32H93ZM159 33V32H158ZM165 33H167V32H165ZM58 34V33H57ZM78 34H80V35H78ZM148 34V33H147ZM150 34V33H149ZM148 34V35H149ZM152 34V33H151ZM170 34V33H169ZM23 35V34H22ZM30 35V34H29ZM33 35V34H32ZM55 35V34H54ZM73 35V36H72ZM89 35H91L90 34V32H89ZM124 35V34H123ZM131 35V34H130ZM148 35L146 36V38H148ZM153 35V34H152ZM151 35V36H152ZM160 35V34H159ZM168 35V34H167ZM186 35V34H185ZM5 36V35H4ZM92 36V35H91ZM141 36V35H140ZM145 36V35H144ZM155 37H157V39L156 38H153V39H155L154 40V42L156 43L157 41L156 40H158V38H160V36L158 37V35H154ZM165 36V35H164ZM180 36V35H179ZM11 37V36H10ZM10 37H6V39H4V41L6 40L7 41V39H8V41H9V38ZM122 37V36H121ZM187 37V36H186ZM58 38V37H57ZM56 38V39H57ZM68 38V37H67ZM87 39H89V40H87ZM96 39H98L99 41L98 42H96L95 41V43H94V40H96ZM151 39H152V37H151ZM153 39L151 40L152 41V43H150L151 44V47L149 48L150 49V55L151 56H149L150 57V62H151V64H153L154 65V70H151L150 72H152L153 71V73H152V78H155V79H153V82H155V83H153L152 82V84H151V86H150V88H151V92H150V94L148 95L149 97V100H150V104H151V106L154 108H159L161 105H162V110L160 111V110H158V113H157V115H159L158 117V119H159V121H158V123L157 122H155V123H157L156 125H155V123H152V124H154L155 125V133H153V131H152V129L154 130V128L151 126V129L149 130V131H152V134H150V136L151 135H154L155 136V140L157 141V139H159V138H161L163 135H165V134H167L166 136L168 137V139H169V141H170V138H171V145H173V146H171V148H174V153L176 154V155H174V157H176V158H178L177 159V161H176V159H175V161L177 162L176 164H175V166L173 167V168H177L178 166V168L175 170L176 172L178 171V173H179V176H177L178 178L179 177H182L183 176V172H185V170H186V167H188V166H186V161L188 160V159H190V161H192V164L194 165H192L193 166V172H196V171H200L199 173H203V172H201V170H200V168L199 167H201V169L203 168V166L202 165H200L199 163L201 162H199V161H197V160H194L196 157L195 156H198V157H203V160H204V150H201L200 152L201 153H198V155H197V153L195 154L194 153V151L196 152L197 150H194V149H196V148H194L193 149V147H192V149L193 150H187L188 148H186L187 147V145H188V143H190L191 144V140L189 139V134H195L196 132L198 133V131H202V129H203V127L205 126V124L206 125H209V124H211V123H215V121L216 120H218V117H221L220 116V114L219 115H217L219 112V109H218V107L216 106V105H218L221 101L223 102V100H224V98H226L227 96H228V98H229V102H228V104H224L225 105V107L223 108L224 110H226V112L223 110V112H225V113H230L229 112V110H230V105H232V106H234V104H235V102H237V100H238V98H241V95H240V97H239V94H241V93H239L240 92V90H241V84H236V85H234L233 87H232V90L230 89V92H228V94H227V92H225L223 89L221 90V92L217 95V96H215V97H217L216 99H214V100H219V103L217 104L216 103V105L215 104H210V103H213L212 102V100L210 101V102H206V101H208L207 99H204L203 98V96H202V94L200 93V92H202V90H203V87H202V80L198 77L201 73H204L205 74V72L206 71H203V68L201 67H199V65L197 64V65H194L193 64V68L191 69H187V68H185L184 70H186V71H188L189 73H187L186 71H184V73L182 72L183 71V67H187L188 65H186L185 63L183 64V61H181V60H177V62H175V63H171V62H169L168 61V59H167V55H168V49H169V46L168 45H170V44H168L167 46H166V44H165V42L163 43H161V41H159V42H157L155 45H154V42H153ZM164 39V38H163ZM183 39V38H182ZM55 40V39H54ZM87 40V41H86ZM138 40V39H137ZM140 40H141V38H140ZM147 40V39H146ZM160 40H162V38H160ZM165 40V39H164ZM191 40V39H190ZM192 40V41H193ZM86 41V42H85ZM130 41V40H129ZM167 41V40H166ZM183 41V40H182ZM196 41V42H195ZM52 42V41H51ZM128 42V41H127ZM138 42H139V40H138ZM143 42V41H142ZM146 42V41H145ZM7 43H10V42H4L3 44H6L7 45ZM54 43V42H53ZM89 43V44H90ZM92 43L94 44V45H92ZM100 43V44H101ZM122 43V42H121ZM148 42H146V44H147ZM159 43V44H158ZM167 43V42H166ZM179 43V42H178ZM2 44V45H3ZM13 44V43H12ZM12 44H11V46H12ZM21 44V43H20ZM55 44V43H54ZM53 44V45H54ZM128 44H130V43H128ZM138 44V43H137ZM149 44V45H150ZM207 44V45H208ZM1 45V47L2 48H0L1 50L0 51H3L4 50V52H5V54L6 53H11V55H13L12 53H14L12 50H8V48L9 49H13V50H15V48H11V46L8 44L7 46H5L4 45V47ZM56 45V44H55ZM132 45H134V44H132ZM142 45V44H141ZM143 45H144V42H143ZM148 45V44H147ZM146 45V46H147ZM179 45V44H178ZM192 45V44H191ZM108 46V47H107ZM136 46V45H135ZM190 46V45H189ZM188 46V47H189ZM193 46V45H192ZM198 46V45H197ZM70 47V48H71ZM116 47V46H115ZM132 47V46H131ZM134 47V46H133ZM144 47V46H143ZM178 47V46H177ZM206 47H208V46H206ZM209 47H211V46H209ZM208 47V48H209ZM75 48V49H76ZM95 48V49H94ZM100 48V47H99ZM120 48V47H119ZM124 48H125V46H124ZM173 48V47H172ZM181 48V47H180ZM183 48H186V45L185 46H183ZM189 48H191V47H189ZM188 48V49H189ZM114 49V48H113ZM192 49V48H191ZM111 50V49H110ZM121 50V49H120ZM127 50V49H126ZM148 50V49H147ZM181 50V49H180ZM185 50V49H184ZM211 50V49H210ZM94 51V52H95ZM146 51V50H145ZM170 51V50H169ZM214 51V50H213ZM223 51V52H222ZM20 51H17V53H19ZM54 52H55V50H54ZM100 52V51H99ZM108 52V51H107ZM115 52V51H114ZM17 53H15L14 55H16ZM81 53H83V52H81ZM97 53V52H96ZM184 53V52H183ZM213 53V52H212ZM217 52H215L214 54H216ZM217 53V54H218ZM0 54H2V52L0 53ZM4 54V53H3ZM2 54V55H3ZM86 54V53H85ZM148 54V53H147ZM169 54H170V52H169ZM216 54V55H217ZM1 55V56H2ZM8 54H6V56H7ZM10 54L7 56V58L9 57V56H11ZM93 55V54H92ZM95 55V54H94ZM222 55V54H221ZM28 56V55H27ZM38 56V55H37ZM88 56H90V55H88ZM88 56H86L88 59H89V57ZM226 56H228L227 54H226ZM21 54H20V59H19V56H18V61H20V60H22L21 59ZM25 57V56H24ZM30 57V56H29ZM53 57V56H52ZM85 57V58H86ZM3 58H5V57H3ZM6 58V59H7ZM13 58H17L16 56H13ZM13 58H9V59H7V63L9 64V62L13 59ZM91 58V57H90ZM221 58H222V56H221ZM228 58H229V56H228ZM227 58V59H228ZM26 59V58H25ZM28 59V58H27ZM55 59V58H54ZM61 59V58H60ZM172 59V58H171ZM176 59V58H175ZM198 59V58H197ZM13 60H15V59H13ZM12 60V61H13ZM57 60V59H56ZM219 60V59H218ZM229 60H231L230 58H229ZM229 60H227L228 61V63L230 62ZM12 61H11V64H14L15 65V61H13L14 63H12ZM59 61V60H58ZM149 61V60H148ZM223 61L224 60H222V64H223ZM226 61V60H225ZM232 61V60H231ZM31 62V61H30ZM64 62V61H63ZM62 62V63H63ZM85 62V61H84ZM134 62V61H133ZM196 62V61H195ZM233 62V61H232ZM54 63V62H53ZM146 63V62H145ZM234 63V65H233V67L235 66V62H233ZM232 63V64H233ZM11 64H10V66H11ZM143 64V63H142ZM150 64V63H149ZM149 64H148V67H149ZM150 64V65H151ZM221 64V65H222ZM225 64V63H224ZM227 64V63H226ZM5 65V64H4ZM3 65V66H4ZM35 65V64H34ZM39 65V64H38ZM132 65V64H131ZM152 65V66H153ZM184 65V66H183ZM192 65V64H191ZM207 65V64H206ZM230 65H231V63H230ZM18 66V65H17ZM23 66V65H22ZM37 66V65H36ZM49 66V65H48ZM143 66V65H142ZM151 66V67H152ZM225 66V65H224ZM238 66V64L236 65V67ZM242 66V65H241ZM7 67H9L8 65H7ZM35 67V66H34ZM38 67V66H37ZM36 67V69H34V71L36 70V71H39V72H36L35 71V73L37 74V73H41V71H42V69H41V71H40V69L39 68H37ZM45 68H46V66H44ZM43 66L41 67V68H44ZM191 67V66H190ZM229 67V66H228ZM227 67V68H228ZM242 67H244V68H246V66H242ZM242 67H240V68H242ZM48 68V67H47ZM60 68V67H59ZM67 68V67H66ZM136 68V67H135ZM188 68H189V66H188ZM250 68V67H249ZM39 69V70H38ZM52 69V68H51ZM56 69V68H55ZM137 69V68H136ZM141 69V68H140ZM153 69V68H152ZM230 69V68H229ZM235 69V68H234ZM243 69V68H242ZM191 70V71H190ZM221 70V69H220ZM232 70V69H231ZM251 70L253 71H256L255 73H257V74H259V76L260 75H264V71H262V70H258V69H254V68H251ZM250 69H249V71H251ZM33 71V72H34ZM57 71V70H56ZM56 71H52V72H56ZM66 71V70H65ZM241 71V70H240ZM245 71V70H244ZM254 71H253V74H254ZM4 72V71H3ZM9 72V71H8ZM7 72V73H8ZM33 72H31V73H33ZM43 72V71H42ZM61 72V71H60ZM209 72V71H208ZM207 72V73H208ZM228 72H230V71H228ZM16 73V72H15ZM18 73V72H17ZM58 73H59V70H58ZM57 73V76L56 75H53V76H55V79H53L54 81H52V83H53V86L54 87H57V86H59V85H61V83L60 82H62V81H59L61 78H59V74ZM79 73V72H78ZM9 74V73H8ZM30 74V73H29ZM54 74H56V73H54ZM151 74V73H150ZM256 74V75H257ZM11 75H12V73H11ZM13 75H14V72H13ZM12 75V76H13ZM21 75V74H20ZM28 75V74H27ZM34 75V74H33ZM61 75V74H60ZM77 75H79V74H77ZM212 75V74H211ZM255 74L253 75V76H256ZM1 76V75H0ZM37 76H38V78H39V75L37 74ZM74 76H76V75H74ZM150 76V75H149ZM10 77V76H9ZM17 77H19V76H17ZM26 77V76H25ZM24 77V78H25ZM41 77V76H40ZM258 77V76H257ZM3 78V77H2ZM1 78V79H2ZM7 78V80H8V77H6ZM12 78V77H11ZM45 78V77H44ZM73 78V77H72ZM150 78V77H149ZM151 78V79H152ZM255 78V77H254ZM17 79V78H16ZM27 79H28V77H27ZM41 79V78H40ZM75 79L76 80H78V81H76V82H78L77 84V87L79 88V91H77L78 93H77V98L76 99H78V101H79V103H80V101H84V103H85V99H86V97H87V94H88V92H89V90H88V88H87V84H86V82L85 83H83L84 82V80H81V77L80 78H78V76H76L75 77ZM74 79V80H75ZM84 79V78H83ZM111 79V78H110ZM3 80V79H2ZM5 80V79H4ZM13 80V79H12ZM11 80V81H12ZM21 80V79H20ZM23 80H26V79H23ZM49 80V79H48ZM147 80V79H146ZM6 81V80H5ZM9 81V80H8ZM16 81V80H15ZM121 81V80H120ZM202 81V82H201ZM204 81H205V79H204ZM10 82V81H9ZM22 82V81H21ZM20 82V83H21ZM25 82V81H24ZM27 82V81H26ZM38 82V81H37ZM148 82H150V80H148ZM261 82H262V80H261ZM264 82V81H263ZM0 83H3V81L2 82H0ZM19 83V84H20ZM51 83V84H52ZM80 83V84H79ZM204 83V82H203ZM220 83V82H219ZM240 83V82H239ZM259 83V82H258ZM10 84V83H9ZM17 84V83H16ZM44 84V83H43ZM76 84V83H75ZM109 84V83H108ZM111 84V83H110ZM109 84V86H112V85H110ZM116 84V83H115ZM211 84V83H210ZM215 84V83H214ZM5 85H6V83H5ZM18 85V84H17ZM34 85V84H33ZM33 85H29V84H21L20 85V88H19V91H24L23 93H20V94H18V91H16L14 88V90H15V92H13V90L11 89V91L13 92H11V93H9L10 91H8V93H4V92H2V93H4V94H2L1 93V91H0V95H1V98H0V100H1V102H0V226H1V224L2 225H4V226H1V227H4L5 228V226H6V224L7 225H9L8 224V222L10 223V225L9 226H6V227H8L9 228V230L6 232V230H7V228H6V230H3V231H5V233L3 234H0V251H1V253L2 254H4L5 252L7 253V254H9V256H16L17 258H20L21 256H22V253H24V250H25V248H27L28 249V251L29 252H26L25 254H27L28 253V257H27V259H28V261H29V263H32V264H38V263H36V261L38 262V260L39 259H36L37 257V255H35V254H38V253H42L43 255H44V253H43V251H41L40 249H37V248H34V247H30L29 245H27V247L26 246H23V247H25V248H22V246L21 245H23V244H16L17 246H15L14 244L16 243H14V241H12L13 239H15L14 237H13V235H14V231H11L12 229H11V227H13L14 226V229L13 230H15V228H16V222H19L20 221V223H21V221H22V219L20 220V218H19V211H20V209H18L19 207H18V205L20 206V204H22L23 202L26 204V206H27V204H29L30 202H36L37 204H36V206L34 207V209H33V214H31L28 210H29V208H31L30 207V205H28L29 206V208L28 209H26V208H24V209H26V213H24L23 215H25V217H26V220H24L23 221V228L24 227H37L38 225H40L41 224V221L43 222V217L44 216H48L49 214L51 215V217H54V216H57V212H58V203L57 204H55L54 203V199H56L55 197H58V194H59V190H62L63 189V187H64V189L66 188V185H68L67 183H68V181L70 180L69 178V176H71L72 174L74 175L75 173H80L82 176H80V177H82V180H83V183H84V185H86L87 183H89L88 181H92L93 183L92 184H87L86 186H85V190H88V188H89V186H90V188L91 187H93L92 189H90V190H88V191H90V193L89 194H87L86 195V191H83L82 192V194H81V198H83L84 197V199L85 198H87V199H90V201H91V203L93 202V204L94 205H92L91 207L88 205V202H87V204H86V206H89V208L90 209H88V211L87 210H84V214H86L87 216H92V215H96V219L99 221L100 219H98L99 218V216H101V214H103V215H106L107 217H110V216H113V210H115V208H110V209H108V208H106V209H104L105 208V206L104 205H108L109 203H110V201L111 200H109L110 198V190H112V189H114V187H111V185L109 184V183H111V182H113L112 181V178H113V180H114V177L112 176V178H111V180H110V177H111V175L109 176V175H107V173H106V175L107 176H109L108 177V179L109 180H107V181H105L106 182V184L104 185V183H103V177H105L106 175H105V172L107 171V170H110V169H114V167L116 168V171H114V173L116 172L117 174H118V177H121V179L119 180V181H122L121 183H123L124 185L123 186H127V187H125V191H126V189H128V190H132V191H134V190H138V189H141V188H144V187H146V188H148L149 186H152V184H153V181H154V176L155 175H157V173L154 175L153 174V171H154V168H153V171H152V173H150L149 171L147 172L148 174H145L146 173V171H144L145 169L144 168H142V167H145L146 166V164L144 163L145 162V160L147 159V158H149V159H151L150 157H147V154H146V156H144L143 154H141V151L145 148L144 146H146V145H144L145 144V142H147V141H143V135H144V133L142 132L143 130H144V127L146 126L147 127V125H145V118H143V117H141V120L140 121H138L137 123V128L135 127V124H132L133 125V128H134V130L133 131H131V132H133L134 133V138H133V142H132V144H130L131 145V149H133V151H131L130 149H129V152H133L132 153V156H134L135 158H137L136 160H133V159H131L128 155L130 154H128V151H126V149L127 148H124L126 145L124 144L125 142H124V140H129L130 138H124V135L122 136V134H121V136L119 135L120 133H123V132H120V133H118V135L121 137H119L118 135H117V132H116V135L117 136H114V134H113V132H111V130H112V126L110 125V123H111V118L113 117H115L116 119H117V117H116V115L118 114V113H115V109H113L112 108V110L109 112L110 113V115H109V113H103V114H105V115H103V117H101V119H99L100 120V123L102 124L101 126H100V133H98L97 131H95L96 132V134L98 133V136L97 137H93V136H89V135H87L86 134V131H84L83 130V128H82V126L77 122V121H69L67 118H68V116H67V118H66V115L65 114H61V115H59V113L60 112H58V116H54L55 115V112H57L58 110L60 111V109H58L60 106H58L57 104H54L53 102H52V97H50L51 96V92L48 94L49 96L47 97V94H45L44 95V93H42L40 90H39V88H37V86H35V88L34 87H31V86H33ZM68 85V84H67ZM246 85V84H245ZM249 85V84H248ZM1 86V85H0ZM44 86H46V85H44ZM50 86V85H49ZM107 87H108V85H106ZM204 86V85H203ZM247 86V85H246ZM1 87H6V86H4V83H3V86H1ZM51 87H52V85H51ZM60 87V86H59ZM218 87V86H217ZM222 87V86H221ZM223 87H224V85H223ZM244 87V86H243ZM262 87V86H261ZM7 88V87H6ZM43 88V87H42ZM47 88V87H46ZM53 88V87H52ZM109 88V87H108ZM213 88H215V87H213ZM245 88V87H244ZM246 88H248V87H246ZM263 88V87H262ZM45 89V88H44ZM48 89H49V87H48ZM58 89V88H57ZM106 89V88H105ZM253 89V88H252ZM4 90V89H3ZM43 90V89H42ZM54 90V89H53ZM61 90V89H60ZM243 90V89H242ZM6 92H7V90H5ZM56 91H58V90H55V91H53L54 93H56ZM150 91V90H149ZM262 91H263V89H262ZM261 91V92H262ZM49 92V91H48ZM205 92V91H204ZM214 92V91H213ZM40 93H42L41 95H42V98L41 97H39V95H40ZM47 93V92H46ZM116 93V92H115ZM207 93V92H206ZM253 93V92H252ZM254 93H256V92H254ZM260 93V92H259ZM53 94V93H52ZM58 94V93H57ZM110 94V93H109ZM109 94H107V95H109ZM249 94V93H248ZM3 95V96H2ZM54 95V94H53ZM106 95V96H107ZM111 95H113V94H111ZM214 95V94H213ZM257 95H259V97H260V94H257ZM264 95V94H263ZM262 95V96H263ZM76 96V95H75ZM115 96V95H114ZM247 96V95H246ZM54 97V96H53ZM63 97V96H62ZM205 97V96H204ZM212 97V96H211ZM250 97H252V94L250 95ZM257 97V96H256ZM57 100H59V103H60V99H59V96L57 95ZM109 98H112L113 99V97L111 96V97H109ZM109 98H108V100H109ZM213 98V97H212ZM258 98V97H257ZM263 98V97H262ZM26 99H35V101L33 100L32 102H29V101H27L28 103H24L25 102V100ZM55 99H56V96H55ZM54 99V100H55ZM90 99V98H89ZM112 99H110V100H112ZM223 99V100H222ZM261 99V98H260ZM22 100H24V102L22 101ZM53 100V101H54ZM107 100V99H106ZM114 100L115 99H113V102H114ZM148 100V101H149ZM188 100V101H187ZM75 101H77V100H75ZM77 101V102H78ZM94 101H96V100H94ZM253 101V100H252ZM46 102H48V104L46 103ZM50 102V103H49ZM56 102H58V101H56ZM63 102H64V100H63ZM97 102V101H96ZM111 102V101H110ZM147 102V101H146ZM188 102V103H187ZM218 102V101H217ZM255 102H256V100H255ZM258 102V101H257ZM46 103V105H47V107L46 106H44V104ZM53 103V104H52ZM66 103V102H65ZM83 103V104H84ZM93 103V102H92ZM206 103H209V104H207L208 106L210 105H215V107H217V109L216 110H218V111H216L215 110V112H214V107H213V109H212V111L210 110V106L209 107H206L207 105H205ZM253 103V102H252ZM68 104L69 103H67V106H68ZM88 104V103H87ZM98 104V103H97ZM111 104H112V102H111ZM221 104V103H220ZM257 104H259V106L262 104L261 103V100H259V102L257 103ZM256 104V105H257ZM57 106V108H55V106ZM60 105V104H59ZM63 105H64V103H63ZM90 105H92V104H89V106ZM93 105H94V103H93ZM103 105V104H102ZM70 106V105H69ZM74 106V105H73ZM80 106V105H79ZM112 106H114V108H115V105L113 104ZM138 106V105H137ZM219 106V105H218ZM61 107H63V106H61ZM66 107V106H65ZM77 107H78V105H77ZM82 107V106H81ZM86 107V106H85ZM95 107V106H94ZM103 107V106H102ZM236 107V106H235ZM263 107V106H262ZM80 108V107H79ZM99 108V107H98ZM118 108H120V107H118ZM154 108V109H155ZM256 108V107H255ZM56 109H58L57 111H56ZM68 109V108H67ZM71 109V108H70ZM75 109V108H74ZM82 109V108H81ZM104 109V108H103ZM121 109V108H120ZM156 109V110H157ZM83 110V109H82ZM85 110H87V111H90L91 109H90V107H87V108H85ZM99 110V109H98ZM119 110V109H118ZM126 110V109H125ZM210 110V111H209ZM256 110V109H255ZM264 110V109H263ZM66 111H68V110H66ZM72 111H73V109H72ZM86 111V112H87ZM102 111V110H101ZM221 111V110H220ZM256 111H261V110H256ZM84 112V111H83ZM97 112V111H96ZM119 112H120V110H119ZM72 113V112H71ZM74 113H75V111H74ZM89 113H91V112H89ZM93 113V112H92ZM91 113V114H92ZM99 113V112H98ZM225 113H224V116H225ZM264 112L262 111V114H263ZM79 114H80V112H79ZM87 114H88V112H87ZM91 114H89L90 116H92ZM123 114V113H122ZM149 114V113H148ZM232 114V113H231ZM244 114V113H243ZM261 114V113H260ZM259 114V115H260ZM78 115V114H77ZM84 115V114H83ZM88 115V116H89ZM97 115V114H96ZM99 115V114H98ZM101 115V114H100ZM111 115H113L112 117H111ZM89 116V117H90ZM93 116H94V114H93ZM211 117V118H208L209 119V121H208V119H207V117ZM236 116V115H235ZM240 116V115H239ZM264 116V115H263ZM53 117H55L54 118V120H53ZM82 117H85V115L84 116H82ZM111 117V118H110ZM119 117V116H118ZM255 117V116H254ZM93 118V117H92ZM100 118V117H99ZM112 118V119H113ZM192 118H194V119H192ZM227 118V117H226ZM91 117L88 119H85L84 118V120H87L86 122L89 124V122H91ZM119 119V118H118ZM124 120H125V118H123ZM122 119V121H124ZM148 119V118H147ZM206 119H207V121H206ZM51 120H53V121H55V122H57V124H59L60 125V128H61V131H62V133L60 134H58L57 133V135H56V133H52V132H49V130H50V127L49 126H46V124L47 123H49ZM78 120H79V122L81 121L79 118H78ZM109 120H110V122H109ZM114 120V119H113ZM128 120V119H127ZM151 120V119H150ZM211 120V121H210ZM260 120V119H259ZM262 120H264V119H262ZM89 121V122H88ZM115 121V120H114ZM121 121V122H122ZM236 121V120H235ZM82 122H84L83 120H82ZM121 122H118L119 124L121 123ZM133 122V121H132ZM135 122V121H134ZM149 122V121H148ZM251 122V121H250ZM256 122H258V120L256 121ZM87 123H85V124H87ZM114 123H116V121L114 122ZM147 123V122H146ZM209 123V124H208ZM237 123V122H236ZM53 124V123H52ZM124 124H128V123H124ZM147 124H149V123H147ZM257 124V123H256ZM258 124H259V122H258ZM97 125V124H96ZM150 125H151V123H150ZM153 125V126H154ZM204 125V126H203ZM260 125H262V124H260ZM264 125V124H263ZM54 126H56V125H54ZM119 126V125H118ZM118 126H117V128H118ZM122 126V125H121ZM212 126V125H211ZM52 127V126H51ZM87 127H88V125H87ZM89 127H90V125H89ZM93 127V126H92ZM148 127H149V125H148ZM257 127V126H256ZM125 128V127H124ZM132 128V127H131ZM143 128V129H142ZM205 128V127H204ZM260 129H261V131L262 132H264L263 130H264V128L262 129V127H259ZM87 129H93V128H87ZM115 129V128H114ZM142 129V130H141ZM212 129V128H211ZM254 129V128H253ZM58 130V129H57ZM122 130V129H121ZM126 130H127V128H126ZM204 130V129H203ZM255 130V129H254ZM34 131H36V132H39L40 134H44V133H49V135H50V137L51 138H49V139H52V137H57L58 138V147L56 148H53V147H51V144H50V148L48 147V145H47V141H49V140H44L43 139V137H44V135L42 134V136L43 137H38V139L37 140H39V144L37 143H35V146L34 147H30V145L28 146V144H26V146H28V147H26V146H24V148L23 149H25V147H26V149L23 151L24 153H26V159L23 161L22 160V158H20V156H18L19 158H20V160H18L17 159V155L18 154H21V153H23V152H21V153H16V157L15 156H12V152H13V155H14V151H12V152H9V150H8V152H7V146L9 145H7L6 146V143H8V142H10V141H8V142H6V140H5V138H6V134H9V133H16V134H18V135H21V140H23L22 142H24L25 141V143H26V141H31V143L30 144H34V143H32V142H34V141H32V137H33V133H34ZM114 131V130H113ZM117 131V130H116ZM207 131V130H206ZM259 131V130H258ZM258 131H256V132H258ZM36 132H35V134H36ZM56 132V131H55ZM139 132V136L137 135V133ZM143 133V134H141V133ZM145 132H148L147 130H145ZM261 132V133H262ZM111 133H112V135H113V138H112V136H111ZM129 133V132H128ZM133 133H132V135H133ZM159 133V134H158ZM207 133H209V132H207ZM31 134H33V135H31ZM39 134V135H40ZM199 134V133H198ZM206 134V133H205ZM204 134V135H205ZM243 134V133H242ZM256 134V133H255ZM12 135V134H11ZM10 134H9V136H11ZM17 135V136H18ZM59 135V136H58ZM129 135H131V134H129ZM141 135H142V137H141ZM253 135V134H252ZM258 135V134H257ZM260 135V136H259ZM257 137V139H254L253 141H255V143L253 142V144H255L254 145V147H253V149L251 150V151H253V152H255L256 154H257V156L261 159V160H257V161H260V162H264V133L261 135V134H259ZM8 136V135H7ZM8 136V137H9ZM31 136V137H30ZM35 136H37V135H35ZM140 138H138V137ZM148 136V135H147ZM154 136H152V137H154ZM192 136V135H191ZM194 136V135H193ZM206 136V135H205ZM215 136V135H214ZM253 136H255V135H253ZM15 137V136H14ZM29 137H30V139H29ZM126 137V136H125ZM128 137V136H127ZM131 137H133V136H131ZM136 137V138H135ZM149 137V136H148ZM195 137V136H194ZM10 138V137H9ZM34 138L35 137H33V140H34ZM39 138H41V140L39 139ZM45 138V137H44ZM147 138V137H146ZM162 138H164V137H162ZM7 140H8V138H6ZM150 139V138H149ZM151 139H153V138H151ZM167 139V138H166ZM165 139V140H166ZM192 139V138H191ZM11 140H12V137H11ZM20 141V139H18V137L16 138V142L18 143L19 141ZM57 140V139H56ZM155 140H153V141H155ZM161 140V139H160ZM196 140V139H195ZM195 140L193 141V142H195ZM51 141V140H50ZM50 141H49V143H50ZM131 141V140H130ZM130 141H128L129 143H131ZM152 141V140H151ZM152 141V142H153ZM155 141V142H156ZM162 141V140H161ZM197 141H199V140H197ZM21 142V143H22ZM38 142V141H37ZM52 142V144H54L53 142H54V140L53 141H51ZM122 142H123V144H122ZM127 142V143H128ZM149 140H148V144H149ZM158 142H160L159 140H158ZM192 142V143H193ZM202 142V141H201ZM17 143H15V144H17ZM56 143H57V141H56ZM129 143H128V145H129ZM151 143V142H150ZM241 143V142H240ZM10 144H12V143H10ZM23 144V143H22ZM120 144H122V145H125L124 147L122 146V145H120ZM147 144V145H148ZM152 144H154V142L152 143ZM160 144V143H159ZM189 144V145H190ZM12 145H14V143L12 144ZM24 145V144H23ZM22 145V146H23ZM129 145V146H130ZM156 145H158V144H156ZM156 145H154L155 147H156ZM202 145V144H201ZM120 146H122V148L120 147ZM161 146V145H160ZM168 146V145H167ZM191 146H193V145H191ZM14 147V146H13ZM12 147V149L14 150H16V148H19V146L18 147H14L13 148ZM48 147V149H51V150H53V152H54V154H53V152H50V151H48L46 148ZM77 147H79L80 148V153H79V155H77V151H76V148ZM147 147V146H146ZM149 147H152V146H149ZM201 147V146H200ZM250 147V146H249ZM248 147V148H249ZM10 147H8V149H9ZM31 148V149H30ZM153 148L154 147H152V150H153ZM158 148V147H157ZM156 148V149H157ZM205 148V147H204ZM150 148H148L147 147V150H149ZM155 149V148H154ZM28 150V151H27ZM128 150V149H127ZM146 150V151H147ZM169 150V149H168ZM172 150V149H171ZM22 151V150H21ZM27 151V152H26ZM78 151H79V149H78ZM145 151V150H144ZM150 151H151V149H150ZM150 151H149V153H150ZM155 151V153H156V151H158V150H154ZM153 151V152H154ZM206 151V150H205ZM249 150L247 149V152H248ZM148 152V151H147ZM164 152V151H163ZM162 152V153H163ZM231 152V151H230ZM237 152V151H236ZM235 152V153H236ZM253 152H251V154L253 153ZM10 153H11V156L9 157V155H10ZM143 153V152H142ZM145 154V153H144ZM152 154H154V153H151V154H149L148 156H150V155H152ZM245 154V153H244ZM247 154H250V153H247ZM256 154H254L255 156H256ZM54 155H56V159L58 158L59 160H60V162H61V166L62 167H60V165L58 164L57 165V163H58V160H54V157L53 156ZM143 155V156H142ZM156 155H157V153H156ZM155 154L154 155H152V156H156ZM253 155V154H252ZM74 156H76V157H74ZM77 156H80L81 157V159H79V157H77ZM151 156V157H152ZM158 156V155H157ZM164 155H162L161 157H163ZM207 156V155H206ZM251 156V155H250ZM256 156V157H257ZM9 157V160H14V161H18V163L17 164H15L16 166H12L11 164H10V162L7 160V158ZM11 157H15L14 159L13 158H11ZM76 158V160H74V158ZM11 158V159H10ZM134 158V159H135ZM144 158H146V159H144ZM153 158V157H152ZM154 158H157V157H154ZM153 158V159H154ZM165 158V157H164ZM188 158V159H187ZM245 158V157H244ZM249 158V157H248ZM248 158H247V160H248ZM251 158V157H250ZM254 158V157H253ZM15 159H17V160H15ZM78 159V160H77ZM142 159V160H141ZM166 159V158H165ZM168 160H169V158H167ZM166 159V160H167ZM206 159V158H205ZM246 159V158H245ZM163 160V159H162ZM199 160V159H198ZM236 160V159H235ZM242 160V159H241ZM250 160V159H249ZM255 160V159H254ZM21 161V162H20ZM56 162L57 161V163L56 164H52L53 162ZM151 161V160H150ZM246 161V160H245ZM256 161V162H257ZM19 162H20V164H19ZM22 162H24V165H23V163ZM144 163V165L145 166H142V164L141 165H137L138 163L140 164V163ZM149 162V161H148ZM169 162H172L171 160L169 161ZM204 162V161H203ZM252 162V161H251ZM11 163H13V161L11 162ZM147 163V162H146ZM150 163V162H149ZM154 163V162H153ZM152 163V164H153ZM161 163V162H160ZM167 163V162H166ZM173 163V162H172ZM172 163H170V164H172ZM217 163V162H216ZM241 163H244V162H241ZM19 164V165H18ZM159 164V163H158ZM163 164V163H162ZM169 164V163H168ZM211 164V163H210ZM258 164V163H257ZM18 165V166H17ZM150 165V164H149ZM155 165V164H154ZM173 165V164H172ZM176 165H177V167H176ZM190 165H191V163H190ZM256 165V164H255ZM8 166H10L9 168H11V169H13L14 171H12V172H10V173H12L11 174V177L10 178H8L9 180H7L6 179V170H7V168H8ZM165 166V165H164ZM171 166V165H170ZM199 166V167H198ZM210 166V165H209ZM244 165H242V167H243ZM71 167V168H70ZM152 167V166H151ZM150 167V168H151ZM196 167H198V169H195ZM214 167V166H213ZM248 167V166H247ZM69 168V169H68ZM141 168H142V170L144 171H141L142 172V174H140L139 175V173H140V171L139 170H141ZM149 170H150V168L149 167H147ZM146 168V169H147ZM162 168V167H161ZM244 168H245V166H244ZM147 169V170H148ZM165 169V168H164ZM188 169H190V168H187V170ZM190 169V170H191ZM9 170V169H8ZM189 170V171H190ZM195 170V171H194ZM257 170H258V173H257V178H255V181L253 182V183H255L256 182V180H257V182L255 183V184H253L252 182V184L249 182V186H250V193H249V196H248V190H246L247 192L246 193H242L241 194V191L239 190H233L232 192H231V190H229V191H226V193L227 192H229L228 194H225V193H222V191H220L222 194H221V196H220V194H219V196H217L218 194H214V193H212V194H214V198L212 199L211 197L210 198H208L210 195L208 194V192L206 193V191L204 190V188H203V190L204 191H200V194H199V196H200V198H199V196H198V194H195L196 196H198L197 198L200 200V202L199 203H201L199 206H201V209L199 210L198 209V212L199 211H201L198 215H202L203 217V220L200 218V216L198 217L199 218V220H198V222L197 223H194V225H193V222L190 224V223H187L186 221H184V222H186L185 224H190L191 226L190 227H188V228H184L182 225L183 224H180L182 221H180V218L181 217H178V215H177V213H176V208H175V206H176V204H177V206L179 207L180 206V208L182 207L181 205H182V203H181V205H179L178 203H176V201H179L181 198H179V200L177 199L178 197L177 196H179L178 195V193H181V192H178L177 194L175 193V190H179L176 186L178 185V183H177V181L180 179H177L176 180V182H175V179H174V183L176 184L177 183V185L175 186V185H173V188H174V190L173 191H170L171 190V188H169V187H167V189L169 190V192H171L169 195H168V191H167V199L169 200V203H166V202H168V200L166 199V198H164L163 196H162V194L161 195H157L158 196V198L159 197H163V200H161V198H159L160 200H158L157 198V200L159 201V203H161L160 205H161V207H160V205H159V203H158V201H157V205H158V207H160L161 209H163V208H165V209H168V208H166L167 206L169 207L170 205H172L174 208H172L171 206H170V208H171V210L170 209H168L167 211H169L170 213L168 214V216H166V215H164V217H167V221H172V223H174V222H176L177 220L176 219H178L179 218V221L178 222H176V227L175 228H173V225L172 224H170L169 226H172L171 228H169V226H168V233H170V231H169V229H173V230H171V233H170V235H168V233H166V237L167 236H169V238H167L166 240H168V243H166V245H164L163 244V246L162 247H164V246H166L164 249H162L161 250V252L159 253L158 252V255H156V256H152L151 258H150V260H147V262L148 261H151L153 258H154V264H203V262L201 261V259H200V257H203V252H205V250H204V248H203V246H204V244H203V242H202V239H204V237L202 238V236L204 235H202V230H203V228H204V225H210V224H208V222H211V225L213 226V224H212V222L215 224V225H217V226H222L223 227V225L224 226H228V225H226L227 223H229L231 220L232 221H234V222H239L240 221V223L242 222L243 224H245V225H242V226H244V228H245V226L248 224V225H250V223H251V225H252V223L253 222H255V224L253 223V225L254 226H251L250 227V230H246V228H247V226H246V228L244 229L245 230V232H244V230L242 229V230H239L240 232L241 231H243V234H241V236L239 237V239H237L238 237H236V239H227L226 241V243H227V245L225 244L224 245V247L222 248V250H223V253L226 255V257H227V259L224 257V258H221V260H223V259H226V261H225V263L223 262V261H221L220 260V256H217V254H219V252L217 253V251H219L218 249L216 250V248L218 247V246H216L215 247V250H216V252L215 251H213V253L215 252V254L213 255V257H211L213 260H215L214 258H216V257H219V259H216V261L218 260V262L219 261H221L222 263H224V264H229L230 262H227V261H229L228 259H230V260H232V263L231 264H264V163H262V165H260V167H258L257 168ZM158 171V170H157ZM188 171V172H189ZM169 172V171H168ZM175 172V174H177L178 175V173H176ZM187 172V173H188ZM192 172V173H193ZM210 172H211V169H210ZM84 173L86 174V176L84 177V179H83V176H84ZM109 173H111V172H109ZM126 174L124 177H123V175L122 174ZM186 173V172H185ZM189 173H191V172H189ZM190 174V176L191 175H194V173L193 174ZM198 172H196V174H197ZM116 174V175H117ZM151 174H153V175H151ZM180 174H181V176H180ZM72 175V176H73ZM105 175V176H104ZM188 175V174H187ZM204 175H205V173H204ZM207 175V174H206ZM65 176H67L66 178H68L67 180L68 181H66V184H65ZM137 176V177H136ZM199 176V175H198ZM208 176V175H207ZM254 176H256V175H254ZM129 177H131V178H129ZM160 177H162V176H160ZM184 177H185V174H184ZM191 177H193V176H191ZM241 177H243L242 175H241ZM116 178V177H115ZM128 178V179H127ZM163 178V177H162ZM175 178V177H174ZM206 178V177H205ZM245 178V177H244ZM253 178V177H252ZM158 179H159V177H158ZM187 179H189L188 177H187ZM194 179V178H193ZM208 179V178H207ZM211 179V178H210ZM72 180V179H71ZM116 181L118 180V179H115ZM181 180H183V177L181 178ZM74 181V180H73ZM158 181H160V180H158ZM162 181V180H161ZM161 181H160V183H161ZM172 181V180H171ZM248 181V180H247ZM64 182V183H63ZM75 182V181H74ZM118 182V181H117ZM117 182H116V186H117ZM157 182V181H156ZM163 182V181H162ZM168 182V181H167ZM172 182V183H173ZM182 182V181H181ZM191 182H192V180H191ZM207 182H208V180H207ZM246 182V181H245ZM71 183V182H70ZM69 183V186L67 187V189L71 186V184ZM114 183H115V181H114ZM114 183H112V184H114ZM170 182H168L167 184H169ZM185 183V182H184ZM63 184H65V185H63ZM119 184H120V182H119ZM156 184H159V182H157ZM166 184V185H167ZM192 184H193V182H192ZM62 185V189L60 188V186ZM154 185V184H153ZM160 185H162V183L160 184ZM163 185H165V184H163ZM169 185H171V184H169ZM182 185H183V183H182ZM181 185V183H180V186H182ZM112 186H115V185H112ZM120 186H122V185H120ZM119 186V187H120ZM175 186V187H174ZM248 186V185H247ZM247 186H245L246 188L245 189H248L249 188V186H248V188H247ZM52 187L54 188V190H52ZM153 187V186H152ZM155 187V186H154ZM160 187V186H159ZM158 186H157V188H159ZM166 187V186H165ZM193 187H194V185H193ZM60 188V189H59ZM112 188V189H111ZM116 188V187H115ZM122 188V187H121ZM145 188V189H146ZM150 188V187H149ZM179 188H181V187H179ZM191 188V187H190ZM83 189V190H84ZM208 189V188H207ZM71 190V189H70ZM153 191H154V189H152ZM156 190V189H155ZM181 190V189H180ZM188 190V189H187ZM193 190V189H192ZM192 190H191V192H192ZM198 190V189H197ZM213 190H215V189H213ZM87 191V192H88ZM161 190H158L157 191V193L158 192H160ZM190 191V190H189ZM194 191V190H193ZM245 190H243V192H244ZM112 192V191H111ZM114 192V191H113ZM112 192V193H113ZM144 192V191H143ZM151 192V191H150ZM183 192H185V191H182V193L181 194H183ZM195 192V191H194ZM194 192H193V194H194ZM130 193V192H129ZM141 193H142V191H141ZM156 193V194H157ZM160 193H162V192H160ZM159 193V194H160ZM188 193V192H187ZM196 193V192H195ZM61 194V193H60ZM138 194H140V192L138 193ZM143 194V193H142ZM141 194V195H142ZM152 194V193H151ZM164 194H166V191H165V193H163V195ZM185 194V193H184ZM192 194V195H193ZM243 194H246L247 196H248V198H251L250 200H246L245 199V197H242L241 198V196L243 195ZM127 195V194H126ZM177 195V196H176ZM186 195H188V194H186ZM194 195V197H196ZM223 195H225V196H223ZM129 196V195H128ZM156 196V197H157ZM191 197V198H193L192 196H191V194L190 195H188L187 197ZM154 199L153 200H155V193H154ZM166 197V196H165ZM189 197V198H190ZM217 197V198H216ZM184 198V199H183ZM190 198V199H191ZM197 198H195V200L197 199ZM244 198V200H242ZM247 198V197H246ZM247 198V199H248ZM84 199H82V200H84ZM150 199V198H149ZM177 199V200H176ZM182 199L183 200H185V197L184 196H182ZM182 199H181V201H182ZM151 200H152V198H151ZM165 200H167V201H165ZM193 200H194V198H193ZM194 200V201H195ZM227 200L228 201H230L231 200V205H230V202H229V205H227ZM26 201V202H25ZM87 201V200H86ZM89 201V202H90ZM143 201V200H142ZM161 201V202H160ZM181 201H179V202H181ZM187 201V200H186ZM34 202V203H35ZM113 202H114V200H113ZM122 202V201H121ZM146 202V201H145ZM170 202H171V204H170ZM189 202H191V201H189ZM188 201H187V203H189ZM227 202V203H226ZM97 203V204H96ZM153 203V202H152ZM198 203V202H197ZM25 204H24V206H25ZM31 204V203H30ZM128 204V203H127ZM132 204V203H131ZM155 204V203H154ZM167 204H169V205H167ZM110 205V204H109ZM108 205V207H110ZM143 205H146L145 203H143ZM189 205V204H188ZM192 205V204H191ZM22 206V205H21ZM96 206H97V208H101V211L100 212H98L97 213V208H96ZM114 205H112V207H113ZM122 206V205H121ZM124 206H125V204H124ZM129 206V205H128ZM140 206V205H139ZM217 206V210H213V208L214 207H216ZM104 207V208H103ZM115 207V206H114ZM123 207V206H122ZM122 207H121V209H122ZM155 207V206H154ZM157 207V208H158ZM187 207V206H186ZM189 207V206H188ZM104 210H103V209ZM156 208V207H155ZM159 208V209H160ZM183 208V207H182ZM194 208H195V206H194ZM199 208V207H198ZM121 209L119 210V211H121ZM124 209V208H123ZM142 209V208H141ZM179 209V208H178ZM186 209V208H185ZM197 209V208H196ZM19 210V211H18ZM131 210V209H130ZM191 210V211H190ZM57 211V212H56ZM119 211H118V213H119ZM124 211V210H123ZM123 211H121V213L123 212ZM132 211V210H131ZM180 211H182V210H180ZM185 211V210H184ZM187 211H189V212H187L188 214L191 212H193L194 211V209L192 210V209H189V210H187ZM56 212V213H55ZM177 212H179V211H177ZM195 212H197L196 210H195ZM126 213V212H125ZM158 213V212H157ZM194 213V212H193ZM153 214H155V213H153ZM49 215V216H50ZM158 215H160V214H158ZM185 215V214H184ZM190 215H192V214H190ZM194 215H196L195 213H194ZM21 216V215H20ZM151 216H153V215H151ZM155 216H157L156 214H155ZM193 216V215H192ZM154 217V216H153ZM163 217V218H164ZM184 217V216H183ZM187 217H190V216H187ZM195 217V216H194ZM22 218H23V216H22ZM185 218V217H184ZM235 218V219H234ZM236 218L238 219H240V220H236ZM25 219V218H24ZM152 219V218H151ZM188 219H190V218H188ZM5 220H8L6 223H4V221ZM130 220V219H129ZM148 220V219H147ZM162 221H163V219H161ZM160 220V221H161ZM173 220H175V221H173ZM195 220V219H194ZM200 220H202L203 222H201ZM190 221V220H189ZM163 222H166V220L165 221H163ZM100 223V222H99ZM127 223V222H126ZM126 223H124V221H121L119 224H117L116 226L117 227H120V226H124V224H126ZM149 223V222H148ZM170 223V222H169ZM168 223V224H169ZM226 223V224H225ZM22 224V223H21ZM152 224V223H151ZM167 224V225H168ZM230 224V223H229ZM20 225V224H19ZM100 225H101V227H102V229H104V228H107V227H109L107 224H105V222L102 224V222H101V224H99V227H100ZM140 225V224H139ZM150 224H143L142 226H140L139 228H140V234H144L146 231H147V226H149ZM161 225H163V223L161 224ZM160 225V226H161ZM181 225V226H180ZM236 225V224H235ZM239 225V224H238ZM241 225V224H240ZM129 227H126V228H124V232L126 231V233H127V231L129 232V234H128V236L130 235V237H129V239H132V238H135L136 236H135V231H133V229L135 228H132L130 225H128ZM159 226V228L161 229L163 226H161L160 227ZM158 227V226H157ZM167 227V226H166ZM181 227H183L185 230H183V228H182V230H181ZM211 227V226H210ZM221 227V228H222ZM26 228H24V229H26ZM121 228V227H120ZM150 228V227H149ZM154 228V227H153ZM207 228H209V227H207ZM225 228V227H224ZM223 228V229H224ZM228 228V227H227ZM230 228V227H229ZM243 228V227H242ZM249 228V227H248ZM11 229V230H10ZM17 229V228H16ZM31 229V228H30ZM30 229H27V231L29 230L30 231ZM63 229V228H62ZM101 229V230H102ZM152 229V228H151ZM165 230H166V228H164ZM164 229H162V231H164ZM187 229V230H186ZM206 229V228H205ZM137 230H139V229H137ZM157 230V229H156ZM155 230V231H156ZM221 230V229H220ZM253 230H255L256 232L254 233V232H252ZM10 231L12 232V234L10 233ZM23 231V230H22ZM65 233L67 232V230L66 229H64L63 230ZM106 231H108V230H106ZM119 231H121V229L119 230ZM151 230H149V232H150ZM154 231V230H153ZM175 231V232H174ZM233 231V230H232ZM232 231H230V232H232ZM247 231V232H246ZM248 231H251V236H253V237H251V236H249V232ZM59 232H61V229H60V231ZM123 232V233H124ZM157 232V231H156ZM158 232H159V229H158ZM157 232V233H158ZM174 232V233H173ZM65 233H63V234H65ZM122 233V232H121ZM160 233V232H159ZM236 233V232H235ZM234 233V234H235ZM254 233V234H253ZM21 234V233H20ZM23 234V233H22ZM60 234V233H59ZM61 234H62V232H61ZM68 234V233H67ZM70 234H72V233H70ZM69 234V235H70ZM120 234V233H119ZM125 234V233H124ZM147 234V233H146ZM149 234H152V232L151 233H149ZM229 234V233H228ZM233 234V233H232ZM253 234V235H252ZM3 236V238H2V236ZM66 235V234H65ZM137 235H139V234H137ZM163 235V234H162ZM64 236V235H63ZM63 236L61 235V238H63ZM125 236H127V235H125ZM127 236V237H128ZM135 236V237H134ZM235 236V235H234ZM31 237V236H30ZM50 237V236H49ZM65 237H67V235L65 236ZM113 237V236H112ZM117 237V236H116ZM139 237H141V236H139ZM155 237V236H154ZM157 238H160V237H158V235L156 236ZM232 237V236H231ZM248 237H250V239H249V241H246L247 243H245L243 240H246ZM24 238V237H23ZM54 238V237H53ZM57 238V237H56ZM56 238L55 239H52V237L50 238V240L49 239H47V241L46 242H48V240H49V242L48 243H50L51 245H52V242H54L53 240H55V241H57L56 240ZM124 238V237H123ZM164 238V237H163ZM251 238H253V239H251ZM19 239H20V237H19ZM52 239V240H51ZM74 237H73V235L72 236H70L69 238L67 237V240L70 242V246L69 247H71L73 250H70V251H72V254H71V261L70 260H68V262H74L73 264H98V263H100L99 262V260H98V256H97V254L96 255H93V254H88V251H90L89 249H88V247L87 246H84V247H87V250L86 249H82V252L80 253V251H79V253H75V250L76 251H78L79 249L77 248V249H75L74 250V245H75V241H74ZM128 239V238H127ZM128 239V240H129ZM205 239H206V237H205ZM17 240V239H16ZM15 240V241H16ZM45 240V239H44ZM65 240V239H64ZM66 240V241H67ZM87 240V239H86ZM128 240H126V244H127V241ZM207 241V240H206ZM216 241V240H215ZM59 242V241H58ZM68 242V243H69ZM164 242H165V240H164ZM163 242V243H164ZM14 243V244H13ZM26 243V242H25ZM116 243V242H115ZM133 243H134V241H133ZM36 244V243H35ZM49 244V245H50ZM67 244V243H66ZM88 244V243H87ZM205 244H206V242H205ZM217 244V243H216ZM224 244V243H223ZM31 245V244H30ZM43 245V244H42ZM50 245V246H51ZM67 245H69V244H67ZM91 245V244H90ZM118 245H120V244H118ZM128 245V244H127ZM131 245H133V244H131ZM228 245H230V246H228ZM29 246V247H28ZM52 246H54V244L52 245ZM57 246V245H56ZM63 246V245H62ZM61 246V247H62ZM76 246V245H75ZM82 246V245H81ZM206 246V245H205ZM222 246V245H221ZM48 247V246H47ZM61 247H59L60 249H62ZM77 247V246H76ZM211 247V246H210ZM230 247V248H229ZM12 248V249H11ZM51 248V247H50ZM70 248V249H71ZM44 249V248H43ZM55 249V248H54ZM57 249V248H56ZM55 249V250H56ZM59 249V250H60ZM68 249V248H67ZM91 249H93V248H91ZM159 249V248H158ZM214 249V248H213ZM212 249V250H213ZM52 250H53V248H52ZM115 250H118V249H115ZM120 250V249H119ZM154 250H156V249H154ZM204 250V251H203ZM207 250V249H206ZM211 250V251H212ZM10 251V252H9ZM69 251V252H70ZM84 251V252H83ZM92 251V250H91ZM221 251V250H220ZM51 252V251H50ZM54 252V251H53ZM57 252H58V250H57ZM55 253V255L56 254H58V253ZM93 252V251H92ZM154 252V251H153ZM222 252V251H221ZM5 253V254H6ZM61 253V252H60ZM63 253V252H62ZM65 253H66V251H65ZM71 253V252H70ZM70 253H68V254H70ZM87 253V254H86ZM116 254H117V252H115ZM2 254H0V256H2L3 257V255ZM12 254V255H11ZM24 254V255H25ZM30 254V255H29ZM207 254V253H206ZM209 254H211V253H209ZM42 255V256H43ZM152 255V254H151ZM223 255V254H222ZM225 255H223V256H225ZM42 256H40V257H42ZM44 256H46V255H44ZM150 256V255H149ZM148 256V257H149ZM36 257V258H35ZM67 257V256H66ZM66 257H65V259H66ZM111 257V256H110ZM114 258V257H113ZM118 258V257H117ZM7 259H8V257H7ZM68 259V258H67ZM85 259H87L88 261L86 262V260ZM148 259V258H147ZM200 259V260H199ZM205 259V258H204ZM203 259V260H204ZM117 260V259H116ZM115 260V261H116ZM146 260V259H145ZM17 261V260H16ZM67 261V260H66ZM205 261H206V259H205ZM216 261H212V260H209V262H207L208 264L210 263V264H215L216 263ZM6 262H8V261H6ZM27 262V261H26ZM58 262V261H57ZM108 262H109V260H108ZM112 262V261H111ZM152 262V264H153V261H151ZM151 262H149L150 264H151ZM227 262V263H226ZM206 263V264H207ZM27 264V263H26ZM64 264V263H63ZM70 264V263H69ZM72 264V263H71ZM217 264H219V263H217ZM221 264V263H220Z\"/></svg>",
  "mask_w": 264,
  "mask_h": 264
},
{
  "label": "clouds",
  "instance_id": "3",
  "mask_svg": "<svg viewBox=\"0 0 264 264\" xmlns=\"http://www.w3.org/2000/svg\"><path fill=\"white\" fill-rule=\"evenodd\" d=\"M207 23L233 62L264 71V0H214Z\"/></svg>",
  "mask_w": 264,
  "mask_h": 264
}]
</instances>
